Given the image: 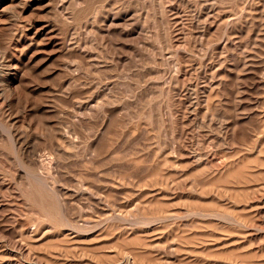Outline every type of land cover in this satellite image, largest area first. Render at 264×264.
<instances>
[{"label": "rangeland", "instance_id": "1", "mask_svg": "<svg viewBox=\"0 0 264 264\" xmlns=\"http://www.w3.org/2000/svg\"><path fill=\"white\" fill-rule=\"evenodd\" d=\"M130 1H133L134 3H133V5L128 7L129 8V10L127 12L128 14L125 17L122 16L116 20L115 25H113L111 27L112 33L108 34L107 32H102L103 34L97 33V36H96V34L94 36L93 34H91L92 31H90L89 32L90 34H86V28L83 24H81V25L79 24L78 27L73 32V37L76 38V41H80L82 44L84 43L85 40L91 41V40H95V38H96L95 41L96 42L98 41L97 43L95 42L97 44L96 45L97 47H95V49H94L95 51H93V53H90V55L94 54V55L100 57V55L102 54L101 57L103 56L102 58L98 57L100 65L97 64L98 65V67H96L97 69L95 67L94 68L92 67L94 64H93V62H91L90 56H89V54H86L84 48H82V51H84V52H81V49H80V50H78V52H75L76 55L74 54V52H72L71 53L72 55L66 54L67 57L65 58L64 56L56 54L58 57L56 56V57L51 59L48 56L50 54L49 52L51 51V53H52V50H53L52 46L49 44V40H48L50 34L45 32L44 38H47V37L48 38L43 39L42 46H35V47H33L27 51L26 62H29L28 65L29 64L30 65L28 66L27 70L24 71L25 76L23 78L22 85L20 84V86H19L18 84H16L15 87L13 86L14 93L11 96L8 95L9 97H7V95H6L3 99H1V102L4 101L1 104L3 105V108L6 111V114L7 115L9 114L7 118L10 121L16 122L18 129L19 128L22 130L24 129L23 131L26 132V133H24L22 130L19 129V132L24 133V134H22V133H20V134L23 136L25 134H27L24 137L31 135L32 138H30V136H28L30 138V140L32 139L31 140L32 142L35 141L36 144L38 145V148L40 150H43V151H40L42 154L38 152V155L40 157H41V155L43 156L41 158H45L48 156L49 157H52V156L55 157L56 153H58V154L60 153V155L58 157H57L58 154H56V157L58 159L61 156L60 160H62V161H60V160L58 161L56 159L57 163L59 165L58 164L56 165V162H55L54 165L57 167L53 166L54 168L51 171L54 170L52 172L53 177L55 175V172H56V175L58 172L61 174L60 175L58 173V176H55V179L57 178L56 181H58L59 183L62 181V183H60L61 185L58 183L59 186H64V187L68 186V189H66V187L64 188V192L66 190L71 191V190H73V188H75V187H73V183H75L77 181L79 182V180L77 178H79V179L82 178L81 180H83L84 178H86V176H89V178L95 179V181L92 183V179L90 180L87 177L86 181L90 180L91 182L89 183L88 181L87 182L84 181V183H88V185H92V184H95L96 182H98V180L101 179V177L98 176V173L99 174L102 173L101 171H103L104 168H106L107 166L106 167L104 166V168L103 167L98 168L96 166L97 165L99 166L100 162L95 161V162H97V164L96 163H94V165L91 164L92 167H90L89 164L91 162L88 164V162H89L88 156L90 155V160H91L92 157H91L90 153L92 151H95L94 153H98L99 150L101 151V150H103V148H104V150H106V148L108 149V148L112 147L113 145L116 147V152L112 150L113 152H111L110 155H115L117 153L116 156L118 158L121 157L119 159H120V163H122L123 167L122 168L120 167L119 170L122 171V174L124 176L120 173L119 174L116 173L117 171L114 170L117 165L115 166V164H110L111 166L108 165L110 170H108V167L106 168V170H107V172L111 171L110 174L111 173H113V174L111 176L107 175V177H109V176L111 178H112V176L114 177V179L113 178L111 179V181H112L111 186L116 184L115 185V187H116V186L122 184L123 179H124L123 182L124 183L126 182L128 185L125 183L127 185V186H125V184L123 183L121 185L123 188H120L119 190H116L115 188H113L114 187L113 186L112 188H110V190L108 189L107 191L103 192L102 194L107 195L109 193L108 194L109 197H110V195L113 197V195L118 196L120 194V196L113 198V199L116 198L115 199L116 201L114 200V202L118 203L117 207L119 206L118 209H116V211H115L116 213L114 212V215H117L119 213L118 214L119 216H116V220L118 218H119V220L116 221L114 218V221L109 222V224L104 223L105 226L103 225V226L99 227L102 229L95 228L92 230L94 232L97 230L95 233L94 232L92 233V231L90 230L89 233L87 232V235H85L86 231H84V232L82 231L84 234L81 232H78V233H81V234H78V233H74L75 231H73V230L66 229L65 226L61 227L60 225L62 222L59 223L55 219L51 220L49 218L51 221H53V224L57 221L56 222L57 227L54 226L56 228L51 226V225H53L51 223V221H49L51 223V225H50V223L48 222L49 219L46 220L47 224H42L45 222L44 219H47V218H42V215H43L42 211L43 210H41L42 208H40V206H38V205L42 204V201L40 204L39 203L37 204L38 208H40V210H39L40 212L37 211V212H39V215H38V213L36 212L37 206L35 207L36 209L33 206V203L35 204V202H32V200H34V198L32 197L33 195L31 197L24 198L25 195L23 194V189L20 186L22 183L11 184L13 182L12 179L17 175V172H18L17 170H19V168L16 169V166L19 167V165H17V162H13L15 160V158L13 159V155L12 156H10V155H11V153L12 154H14V153H13V151H11L10 143H8V141L6 139L5 142L7 144L1 143L3 145H0V152H2L0 154V171H1L0 173H2L3 171L7 173V174L6 173L0 174V240H2V237H6V239H8V240L6 241L5 239H3L4 241L2 240L0 242V244H1L0 246L6 244L5 247H3V246H2V248L0 247V264H31L32 262H34L32 264H35V263L36 264H264V78H262V75L264 74V65L260 67L261 63H260L259 58H255V62L252 66L253 68L252 67L248 68L249 70L248 69H246V70L241 69V70H239V72H237V71H234L233 73L229 72L228 70H225L224 66L221 64V62H223L222 56H220V55L212 56L209 52H208L209 54L208 53L206 54V51H205V49L207 50V48H205L207 45L206 41H204V40L202 41L200 38L190 37L191 33L189 32L190 30H188V25L190 24V20L193 21V31H191V32L192 33L195 32L196 36H197L198 32H201L202 26L204 27V25L201 24V23H203V22H201V21H203V19L200 18L199 16H197L198 15L197 9L199 8L200 2H201L200 3L201 6L205 4L204 6H206L207 8H210V10H211L212 18H211V16H210V18H207L209 23L208 22H207L208 24L206 23V25H207V26H205V29H207L206 32L207 33L214 32L213 30L216 26H213L214 25L213 16L215 18L216 10H214V8H213V10L211 9L212 8L210 6L211 3L208 5V3L210 2L209 0H204V1L203 0H199V1L195 0L196 3L193 0L194 1L193 2L194 8H192V9H194V10H192L190 13L191 17L188 15L189 16V22H187L188 21L187 14L181 10L182 8L179 7L178 4L173 3V2H175V0H168V2H167V0L166 1L162 0V2L164 3V6L165 7L167 6L166 7L167 9L172 8L171 10L170 9L167 10L165 8V11L163 12L164 15H163V13L160 12V9H157V7L159 8V3H158L159 0H128V1L127 0H123V1L117 0V2H118L117 4H119L118 5L119 7L117 9L118 10L121 9L122 5H120V4H122L123 2H124L125 6L129 5ZM219 1H221V0H219ZM219 1L215 0V3L219 4L220 6L219 5L218 6L221 7V5L224 4L225 0H222L223 4H221L222 1L220 3H218ZM227 1H225V3H226L225 5H227V3H228L229 6L227 5V7H226L224 5V8H227L230 11V9H232V7H233V9L235 8V10H237L238 13H240L242 11V10H240V6L242 9V6L248 3L247 0H245V1L240 0V2L242 3V4L240 3L241 5L238 4V2H239L238 0H237L238 2L236 0H232V1L227 0ZM259 1L264 3V0H259ZM126 3H127V5H126ZM170 3H173V5ZM232 3L234 6L232 5ZM196 5H198V6H196ZM231 5H232V7H230ZM237 7H239V8H237ZM117 9H116V11L118 12ZM233 9H232V11H234V13L237 14V12H235V10H233ZM176 10H178V11H176ZM210 10H208V11H210ZM181 11L183 14V16H182L183 18L181 17V13H180ZM158 12H160V13H158ZM170 13L173 15H170ZM176 13H178V15H180V16H178ZM35 14H36L35 12L31 13V11H27L25 14H23V16L24 17L27 16L26 18H30V19L33 17L34 19H31L32 22L33 23L36 22L35 24L38 25L39 27H42V26L48 24V22L44 21L46 18H47L46 21H49L48 15H47L48 17L45 16L46 18L43 15H38L39 17H41L40 18L41 20H40L39 17L37 16V14L35 17ZM131 16H133L132 19H131ZM175 16H177V18L172 19ZM259 16L254 21V23L251 25L255 29L258 28V25L260 24L261 19L263 18L262 20H264L263 15H260V13H259ZM37 17H38V19H37ZM163 17H167L168 19L165 18L163 20ZM198 18H200V19H198ZM144 19L146 21H144ZM170 19H172V20H170ZM177 19H179L180 21L178 20L179 21L178 22ZM182 19H184V20L182 21ZM161 20H162V23H161ZM185 20H186V22H184ZM147 21H149V22L147 23ZM181 21H182V23H181ZM210 21H212L211 23L213 24L212 25L213 29L208 30L207 27L210 28V26H211ZM132 22H134V23H132ZM163 22L164 23L166 22V24L164 26H161V24L163 25ZM167 22H169L170 25L169 24L167 25ZM176 22H178L177 24L180 23L181 25H178L177 27L175 26L176 29H175V27H174V29H172L173 25H175ZM199 22H201V23H199ZM107 23L110 24V22H107ZM117 23H119V27L116 26ZM172 23H173V25H172ZM215 23H217V22L215 21ZM120 24H122L123 26ZM182 24H183V27H182ZM166 25H167V27H166ZM255 25H256V27H255ZM59 26L63 32L67 33L68 29L65 28L67 26H65V27L61 26V25H59ZM124 26H126V28L128 27V30L126 28H124ZM129 26H131V27H129ZM168 26H170L171 29ZM251 26H245V25L243 26L245 28L242 31V37L240 39L242 50L246 49V50H249V52H250V51H252V49L253 50L257 49L259 51L261 49V48H259V47H261L260 46L261 43L258 42L256 44V42L254 41V38L250 39L248 37V35H249L248 32H249ZM63 27L65 28V30H63L64 29ZM166 28L167 29L169 28V30H167ZM178 28H180V29L178 30ZM123 29H125V30H123ZM163 29H164V31L166 30L164 32V34H165V36L167 34L166 40L168 37V40H167V42L169 41L168 43L166 42L165 36L162 33ZM189 29H190V25H189ZM122 30H123V32H122ZM196 30H197V32H196ZM167 31L168 32L172 31V33L170 32V34H169ZM181 31L184 33H182ZM187 31L190 34H186ZM174 33L177 34V36ZM0 34H1V32H0ZM102 35L103 36L105 35L104 36L105 38ZM169 35L171 37H169ZM180 35L184 36L183 39ZM2 36L3 35L0 36V39ZM131 36H134V37H131ZM163 36H164V38H163ZM173 36L174 37L176 36L175 39ZM186 36H189V37H186ZM177 37H178V39H176ZM4 38H5V36H3V38L0 41V43L2 44V45L0 44V49H3V47L5 46V41H4L5 39ZM101 38H102V40L103 39L104 40L102 41ZM125 38H127L128 40ZM170 38H172V39H170ZM155 39H157L156 41L158 43L155 42ZM179 39H180V41H179ZM191 39H192V41H190ZM199 40H201L205 44L201 43V41H199ZM47 41H48V43H46ZM108 41H110V42L108 43ZM170 42H172L173 46H171ZM152 43L153 44L155 43V45L157 44L156 47H159V48H156L157 49L156 50L157 56L159 53L158 58L155 56L156 54L155 55L153 54V53H155V51H151L149 49L150 44H152ZM165 43L168 44V48H169L168 51H167L168 48H166L167 44H165ZM229 44L230 43H228L226 45V47L228 46L226 49L230 48L231 46L232 47L230 49L233 48V43H231V45H229ZM177 45H179V52L181 49L185 50V51L183 50L184 52L181 50L182 52H180V54H181L180 58H183V60L184 59L193 60L196 63L198 61H200V64L202 66H200L199 64H198L199 66L197 65L200 69L196 66L198 68L197 70H194L195 73L197 71L196 74L193 73L194 71H186V72L181 71V73L179 74L177 71H175V70H177V67H176V65L174 66V63H173V65L171 63L172 67L170 65L168 68L167 65H169V64H167V62H165L166 66L163 67L164 61L169 56V53H167V52L171 51L170 50L171 48H172V51L174 49L175 52H178V49L173 48V47H177ZM180 45H181V48H180ZM170 46H171V48H170ZM182 46H185V47L182 48ZM147 47H148V49H146ZM160 48H162V50L165 48L164 53L162 52V50ZM40 49L42 52H39ZM230 49H228V50H230ZM190 50H192V52H193V53H189V55H191V57H189V55H187L188 53H186V51L190 52ZM12 51H13V49H12ZM158 51H160V52H158ZM161 52H162V54H160ZM45 53H48V54H45ZM78 53H79V55H78ZM149 53L151 56L154 55L155 59L153 57H152L153 58L152 59L150 57V55L148 56ZM183 53H185V54L183 55ZM225 54L226 53H224V55ZM160 55H164V56L166 55L164 57L165 59H162L163 56L161 57ZM205 55H208V56H205ZM245 55H246V53H244V52L241 53L242 58H244ZM30 56L34 57V58H31ZM183 56H185V57H183ZM206 57L207 58L209 57V58L207 59ZM220 57H221V59H219ZM63 58H65L69 62L74 61V62L78 63V66L79 65L81 66L77 70L80 73L78 72L79 74L77 73L78 75L74 76L76 78L69 80V78H68L69 76L66 75V73L67 74H69V73L60 71V63L63 62V60H64ZM204 58H206V59H204ZM148 59L150 60L149 61L150 63L148 62ZM156 59H157V63L155 62ZM217 59H219L220 61L219 60L217 61ZM151 60H155V61H151ZM203 60H204V64H202ZM207 61H210V63ZM151 62H155V63L151 64ZM158 62L159 63L161 62L160 65L158 64ZM212 62H215V63L213 64ZM90 63H92V64H90ZM146 63H149V64L147 65ZM219 63L223 67L221 66V68H220ZM226 64H230V61H227ZM206 65H208L207 67H209V69H206L207 68ZM211 65L213 66V68ZM100 66H101V68H100ZM158 66L161 69L157 68ZM173 66H174V69H173ZM215 66L220 68V70L218 69L219 71L217 70L218 73L215 72V70H216ZM170 68L173 70V73H175V74H176V72L178 73V74H176V76H178V77H174L176 82L179 81V84H178L179 85V87H178L179 91L174 90V92H177V93H174L172 90V89H174L173 86H175L174 85L175 81L174 80H172L173 82L168 81V80H170L169 77H171V71H170L171 69ZM168 69H169L170 73L166 72V71H168ZM201 69H204V71ZM162 71L165 73H163ZM210 71H212V72H210ZM213 71H214V76L212 74ZM249 71H252V73ZM256 71L259 73V75H260V73L262 74V75H260L261 78L259 77V75ZM155 72L161 73L162 74L161 76L164 78L167 77V79L156 78L155 77L156 75L154 76ZM219 72H222V73H219ZM255 72L257 75L255 74ZM166 73L169 75H167ZM185 73H187V74H185ZM236 73H238V74H236ZM208 74H210L209 77H208ZM216 75H218V77H216ZM78 76H79V78H78ZM152 76H154V78ZM212 77L213 78L215 77L214 78L215 80L217 78V80L215 81L214 79H212ZM220 77H222L221 80H220ZM210 78L214 82L220 81V83L223 84V85L220 84L219 87H221V88L216 87V88H213L214 89L213 90L212 87L213 86L215 87V85H213L214 84L213 81H212L213 83L210 82L211 81ZM76 79H78L77 85L74 82V80L76 81ZM156 79L158 80V82H156L157 81ZM159 80H163V81H159ZM164 80H165V86L163 87ZM69 82H70V84H69ZM159 82H160V84H159ZM167 82H169L171 84L169 85V83H167ZM1 83H3V82L0 81V93L4 89V85H2ZM188 83H190V84H188ZM209 83H211V86L209 85ZM68 84H69V86H67ZM166 84H167V87H166ZM172 84H173V86H171ZM72 85H74V86H72ZM184 85L189 86V87H192V85H193L194 95H192V96L195 98L190 96V94L188 93L189 88L185 87ZM206 85H207V87H204ZM157 86H159L158 88L160 89V91H158ZM161 86L164 89H162ZM184 87L187 89H185ZM169 88H171L172 91ZM180 90H184V91L180 92ZM218 90H220V91L218 92ZM161 91H163V92L160 93ZM167 91L170 94H172V93L176 94V95H174L175 98L173 95H171V98L169 99V100L173 101V104L171 101L168 104L169 100L167 99V97L168 96L170 97V94H168ZM236 92H238V93L236 94ZM107 93L109 95L112 94L111 97L115 98V99L113 98L114 106H115V104H117L116 98H119V99H117L118 100V104H117L118 106L116 105L115 108H112V107L111 108L107 107L108 109L106 108L107 110H106L105 114L113 111L111 114H109V116H108L109 118H107V120H103V119H105V115L102 117V115L99 116L100 114L97 115V113H95V112L94 113L96 115H94V116L92 115L93 117L92 116L90 117V115L85 114V112H87L86 111L87 106L95 105V103L100 101L101 98L104 96V94H107ZM179 93H180V96H179ZM182 93L183 94L187 93V94L182 95ZM160 94H162V95H160ZM221 94H223V95H221ZM204 95H206L207 97L205 98ZM199 96H201V97H199ZM6 98L8 100H6ZM196 98H198L200 100V102L202 101V103L198 105L197 111H194V112H197L195 114H197L198 120L200 122H202L203 125L204 124L208 125V126L210 125L212 129L210 127L209 128L207 127L209 130H211V131H209L207 128H205L206 126L197 128L198 130L194 129V131H193L194 136H193V134L190 135L189 133L186 132V130L188 131V129H189V125H188V122L186 120L183 122V119H184V115H186L184 111L187 110L188 106L192 102L196 101L195 100ZM211 98L213 99L212 102H211V100H212ZM174 99L176 101H174ZM207 99H209V101L211 102L210 104H209ZM160 101H161V103H160L161 106L158 104ZM150 102H151V106L149 104ZM180 102L183 103L184 106ZM204 102L206 104L208 103L207 106ZM119 103H120V105H119ZM162 103H164L165 105ZM170 103H171V105H170ZM148 104H149L150 108H148V106H147ZM175 104H176V106L178 105V107H176ZM203 104H205L206 107ZM211 104H212V106H211ZM48 105H51V106H48ZM152 105L154 107L156 106L155 109ZM168 105L171 107L175 106L176 108H178L179 111L174 107H172V108L168 107ZM186 105H188V106H186ZM209 105L211 107H209ZM77 107H78V109H77ZM158 107H160V108L158 109ZM162 108L163 109L165 108L164 111ZM47 109H49V110H47ZM57 109L58 110L60 109L61 111H58ZM75 109L77 110L76 112H78V111L82 112V114L78 112L79 115L83 116V114H85L83 116L84 118L82 116H78L77 113H74ZM156 109H158V111H155ZM166 109L167 110L170 109L169 111H171V113L169 111H167ZM145 110L147 113H144ZM151 110L154 113L158 112L155 115V118L157 117L158 119L156 118L155 120L150 121L151 118H149L150 117L149 115L151 114ZM160 110L162 111V113L160 112ZM165 110L167 111V113L164 114V112H166ZM172 110H174V112L176 110V112H178V114H175V113L172 114V112H173ZM107 111H109V112H107ZM122 111L124 113H121ZM148 111L150 114L148 113ZM142 112L144 113L143 115H141ZM168 112L170 113V115H168L169 114ZM125 113L128 116L125 117L124 116ZM75 114H77L75 116V117L78 116L77 118H74ZM136 114H139L140 118ZM146 114H148V115L146 116ZM160 114H164L161 117V119L159 116ZM166 114L168 116H166ZM171 114L175 117H173ZM182 114H184V115H182ZM114 115H116L115 120H114ZM14 116H16V117H14ZM86 116H87V118H86ZM97 116H98V118H97ZM165 116L166 117L172 116L173 118L172 117L168 118V119H170V121H169ZM182 116H183V118H181ZM71 117H73L74 119ZM81 117H82V119H81ZM119 117L121 119H119ZM135 117H137V119H135ZM142 117H144L145 119L141 120ZM146 117L149 118L150 122H148V119ZM63 118H65V119H63ZM66 118H70V120L73 119L74 121H70L69 119H66ZM101 118H102V120H101ZM116 118H118V120ZM126 118H128L129 120L133 119V121L135 120L134 121L135 126H132L134 124L133 121H132V123L127 124V123L131 122V120L129 121ZM176 118L179 121L176 120ZM75 119H76V121L77 120L78 121L76 122ZM163 119H164V121H163ZM171 119H172V121H171ZM39 120L40 121L42 120V122L45 121V122H43L44 126L51 127V128H47V127L45 128L48 130L50 129L49 132L46 130L44 131V129H43L44 127L41 125L42 122H41V124L38 123ZM81 120H83V121H81ZM123 120H125L126 122L128 121V122L127 123L123 122ZM159 120H161V121H159ZM173 120L174 121L176 120L177 124ZM228 120H230V122L226 123V121H228ZM66 121H67V123H66ZM102 121H106V122H102ZM114 121L115 122L118 121V122H116V124H114L115 123ZM136 121H137V123H136ZM155 121H157V124L158 123H160V124L156 125ZM101 122L104 124V126L102 125ZM110 122H112V123L110 124ZM151 122H152V124L154 123L155 125L154 124L152 125ZM162 122H164L165 125ZM165 122L167 123V125ZM168 122H171L172 125ZM185 122H186V125H185ZM53 123L54 124L57 123V125L56 124L53 125L54 127L51 126V124H53ZM64 123L65 124L69 123V125L66 126ZM108 123H109V125H108ZM149 123H150V125H149ZM161 123H162V125H161ZM63 124H64V128L67 127L66 129H68V131H70V132L72 131L71 134L73 135V137H74V133H75V136H76L75 138L78 139L77 140L78 143L76 141L75 146H76L77 150L78 149L79 150L77 151L74 145H73V147L78 152V154L76 151L74 154V152H73L74 150H72L73 148L71 149V146L69 147V145L67 147V145L64 143V141L63 142H61V140L58 141V137L55 134L56 132H58L57 126L60 127V125L62 126ZM112 124H114L115 127L117 125L118 126L121 125L122 129L119 127L115 128L114 125L111 126ZM137 124H140L141 128L140 127L138 128ZM232 124H234V126ZM40 125L43 128L40 127ZM73 125H74L75 129H73ZM100 125H101V129L103 128L102 131H104L102 133V135H104L106 133V131L108 130V128L110 127L108 131H110V130L111 131L109 133L107 131L108 134H105L104 136L109 135V137H111V136L113 137V133H115L119 129V131H117V132H119V133L121 132L120 134H123L125 132L124 134H126L128 136V138H127V136L124 137V135H121L122 137L121 136L119 137L121 139H118V140L116 139L118 142H115L116 141V140H114L115 137H113L114 139L113 138L111 139L108 136H107L108 138L107 137L105 138L104 136H102L100 134ZM126 125L127 126L131 125V126L126 127ZM169 125H170V128H169ZM173 125H175V126L177 125V127H175V126L173 127ZM181 125H185V126H187V128H185L184 126H181ZM55 126H56V128H55ZM136 126H137L138 130L141 129L139 131L140 133H141V131H143V129L145 131H143L141 134L139 132L138 133L136 132V135H138V136H136V135H135V137L132 136L133 138H135V139H133L131 137V135L135 134L133 132L136 131V129H134V128H136ZM153 126H155V127H153ZM235 126H237V127H235ZM39 127L42 128L43 130H40ZM97 127L99 129H97ZM106 127H107V129H106ZM180 127H183L186 130L181 129ZM234 127L236 129H234ZM95 128H96V130H95ZM111 128L114 130L112 131ZM123 128H124V130H123ZM127 128H128V130H127ZM175 128L176 129L178 128V129L176 130ZM129 129H130V131H129ZM213 129H215V130L213 131ZM216 129H217L219 134L217 133ZM220 129H221V133H220ZM54 130L56 131L53 133L55 136L53 134H51ZM74 130H75V132L73 133ZM97 130H99V132ZM180 130L183 132L181 133ZM195 130L197 132H195ZM41 131H43L44 134H46V133L47 134L43 135L42 134L43 132H41ZM95 131H97V133ZM164 131H165V133H164ZM168 131H169V133H168ZM175 131L177 132V134L175 133ZM215 131H216V133H215ZM77 132L81 136L80 135L77 136ZM166 132L169 135L168 134L166 135ZM171 132L176 137L174 135L172 137ZM170 133H171V137H169ZM93 134H95V136ZM186 134H187V136L185 137ZM188 134L190 136L189 140L187 138ZM48 135H49V137H51L50 139L46 138V136L48 137ZM182 135L184 136V138ZM87 136H88V139H87ZM43 137H45V138H43ZM101 137L102 138L104 137V139H106V140L102 139ZM168 137L171 140H169ZM179 137H181V139ZM192 137H194L193 139L195 141H200L204 147H208L209 144L210 143L212 144L213 142L216 143V144L215 143H213V144L218 146L217 143L218 142L222 143V141H223V143H222L223 146L219 147L220 149L217 147L220 150L217 155H215V156L213 155V156L209 157V159L207 160L209 162V164H208V162L207 163L205 162V165H204V163H203V165L202 164L199 165V167H198V165H194V166L191 165L193 167L190 166L191 167L190 168V167H188L190 165V163H188L189 161L187 160V158L186 157H180V155L182 156V154L184 153V150H183L184 148H183L182 142L184 141L185 138H187L183 142L184 146H185L186 144L189 143V141L190 142L192 141V140H190V138L192 139ZM89 138L93 139L92 140L93 143H92L91 139H89ZM99 138L101 140L106 141V142H102ZM124 138H126V139H124ZM136 138H137V140H136ZM174 139L183 140V141H181L182 145L180 144V141H179V143H177V144L181 145L180 150L178 148L176 149V146L179 147V145L174 143V141L177 142ZM38 140H39V142H38ZM55 140H57L58 142H61V143H59L60 145L57 146L58 148L56 147L58 142ZM88 140H90L91 142ZM187 140H188V142H187ZM111 141H112V143H111ZM125 141L127 143L126 145H125ZM129 141H130V143H129ZM137 141H140L139 146H136V145H138ZM164 141H167L166 142L167 145H165L166 143ZM40 142H42V143L40 144ZM87 142H90V145H88L89 143H87ZM113 142L117 143L119 146L117 147V144L115 145V144H113ZM160 142H161V145H160ZM170 142H171V144L174 143L173 145L175 147L174 146L170 147V145H168ZM185 142H187V143H185ZM43 143L44 144L47 143V144L42 146ZM48 143L51 144L52 146L50 147V145ZM157 143H159V145L162 147L164 146L167 151L165 150V148L163 150V148H161V147H160V149H157L158 148V147H156ZM162 143L164 145H162ZM220 143H219V146H220ZM61 144L64 147L66 145V147H65L66 150H65V148L61 149V147H62ZM83 144H85V145H83ZM105 144H106V146L108 145L109 147L108 146L107 147L105 146L106 148L103 147V145H105ZM129 144H130L131 148L129 147ZM54 145L56 148L53 147ZM80 145H83V146H80ZM86 145H87L89 150L86 149ZM92 145H93V147H92ZM141 145H145V146H141ZM127 146L129 148V150H128ZM41 147L44 149H42ZM95 147H99L100 149L99 148L96 149ZM121 147H123V148L125 147L124 150ZM139 147H141L142 151L139 149ZM142 147H145V148L151 147L152 149L148 150V148H147L148 151L146 149H144V151L146 150L145 154H148V155H143L144 151H143ZM172 147H173V150L176 149L177 152L174 150L176 153L174 151L172 153ZM212 147L213 146H211V149H212ZM6 148H10L11 153H7L9 150H7ZM53 148H55L56 150ZM181 148H183V149H181ZM69 149H71L70 151L73 153L69 152ZM121 149H122V151H121ZM130 149H131V153H130ZM132 149H133V151H132ZM138 149H139V151H138ZM127 150L129 153V154L126 153V154H128V157H127V155H124V156L127 157L128 159H129V157L130 158L132 157V158H131V161H130V159L128 160L127 158H125V160H126V162H125V160L123 161L121 159H124V157H122V155H123V153L125 154V151L127 152ZM156 150H158V151L156 152ZM135 151H137L138 153ZM159 151H161V154ZM141 152H143V154ZM150 152H151V154H150ZM43 153L46 155L44 156ZM81 153H83L81 155L82 157L79 155ZM118 153H120V156H118ZM133 153H135V154L137 153V154L135 155ZM154 153H157V154H155V157L154 156L150 157V156L154 155ZM178 153H180V155ZM69 154H72V155H69ZM76 154H77V156H76ZM139 154H140V156H139ZM163 154L168 155L167 156L168 160H169L168 162H166L167 159L164 158L166 156H164ZM172 154H174L175 157H177V158H175L174 155L171 157L170 155H172ZM177 154H178V156H177ZM64 155H66V157H68L67 161H66V159H65L66 157ZM78 155L82 158V160H79L80 158L78 157ZM156 155H159V157H161V158L159 159V157L158 156L156 157ZM116 156H114V157H116ZM137 156H139L138 158H140V157L141 158L138 160ZM146 156H148V158ZM144 157H146V158H144ZM149 157L151 158V160H155V161L158 158L157 162H155V161L150 162L152 164L155 163V167H154V164L152 165V164L148 163L149 159H150ZM169 157H171L172 159H170ZM69 158L70 159L72 158V160L70 161ZM77 158H79V159L77 160ZM134 158H137V160H138V161H136V163L133 160ZM180 158H181V160H180ZM63 159H64V161H63ZM83 159L86 160V162H85V163H87L86 167L84 166L85 163L83 162L84 161ZM146 159H148V160H146ZM163 159H165L166 161H164ZM174 159H176V160L178 159L177 161L175 160L176 163H174ZM76 160L78 163L76 162ZM145 160H146V162L148 161L147 162L148 165H152V169L150 166H147L145 162L141 163V165L143 164L142 167H144V168L145 167H147V169L150 168L149 171H151V172H149V171L145 172L146 168H145V170H143L144 168H142V167L139 170L141 165H140V163L138 164V162H142ZM5 161H7V162H5ZM80 161H81V164L82 163L84 164V165L82 164L83 166L79 163ZM161 161H163V162L161 163ZM165 162L167 163L166 165H168V166L165 165L166 167L163 164ZM133 163H135V164H133ZM157 163H158V165H157ZM95 164H96V166H95ZM132 164L135 166H133ZM136 164L139 166V168ZM144 164H145V166H144ZM161 164H163V165H161ZM174 164H176L177 168L174 166ZM14 165H16V166H14ZM60 165H61V168L59 167ZM172 165L175 168H173ZM78 166H79V168H78ZM159 166H164L165 168L164 167L159 168ZM84 167L86 168V172H88V173L90 172V174H91V172L94 171L93 172L94 174H91L92 176L94 175V177H92V176L90 177V174H88V173L86 174V172L84 171L85 170ZM88 167L91 168L92 171ZM131 167H133V170L137 169L135 171L136 172L138 171L137 173L139 174V176H138V174H135L136 172H134ZM168 167H170V168H168ZM4 168H7V170H4ZM80 168L84 169V170H81ZM87 168L89 169V171ZM96 169H97V171H96ZM154 169H156L157 171H155ZM98 170H100V171L98 172ZM112 170L114 172H112ZM131 170H132V172H131ZM80 171H82V173ZM83 171L85 172L84 175H82ZM69 172L71 174H69ZM144 172L148 176L151 174L149 177L153 181H154V179H156L155 177H157L156 180L159 179L158 183H156V180L154 181L155 183H152L153 181L150 183V180H148V176L146 175V177H145ZM153 172L155 173V175H152V174H154ZM11 173H12V176H13V174H14V176H13V178H12V176L10 177V178H12L11 179L12 182H8L10 180V178L7 179V177L9 174L11 175ZM131 173H132V176H131ZM142 173L144 174L143 175L144 178H142V177L140 178V176H142L141 175ZM5 174H6V176H5ZM105 174H108V173H105ZM116 174L120 177L119 178L120 180H121L122 176L124 177L119 184H117V182L120 180L118 178H115V176H114ZM75 175H76V178L73 179V177ZM78 175L81 177H79ZM118 176H116V177H118ZM133 176H134V179H136V181L133 179ZM136 176L139 177L140 181L137 179ZM161 177H162V179H161ZM5 178L7 179L6 181H5ZM145 178L149 181V183H146L147 180ZM59 179H60V181H59ZM117 179H118V181L116 182ZM142 179H145V180L142 181ZM163 179H165L166 182ZM132 181H133V183H132ZM144 181H145V183H141ZM65 182L68 185H66ZM78 182H77V184H78ZM193 182H195V183H193ZM98 183H96V184H98ZM70 184H72L71 186L73 188L70 186ZM9 185H10V187H9ZM192 185L194 188L192 187ZM19 186L22 189V190L19 189V191H22V192H20L21 194H23L22 196L19 194V191H16V189L18 190V188H20ZM129 186H131L130 187L131 189L128 188ZM69 187H70V189H69ZM124 187H126L128 189H126ZM9 188H10V191L14 190L15 192L13 191L14 193L12 192V194H10L11 192L8 191ZM111 191L113 194H110ZM115 191H116V193H119V194L115 195L116 194ZM7 192H9V194H7ZM16 192H18V193L16 194ZM137 193L139 196H136ZM14 194H16V195H14ZM70 194L71 193H67V195L69 196V197H67V199L69 198V200H72V199H70L72 194L71 195ZM124 194H126V197H124L125 196ZM9 195H12L11 200L7 197ZM122 195H123V197H122ZM13 196H14V198H13ZM15 196L22 197L21 198L22 200L20 198H17V197L15 198ZM45 197H48V196L46 195ZM49 197H48V199H52ZM65 197H66V193H65L64 198ZM106 197H108V196H106ZM120 197H122V198H120ZM127 197L128 198L130 197V199L131 198L132 199L130 200ZM35 198H37V197H35ZM84 198H86V197H84ZM125 198H127L126 201H124ZM18 199H20L21 201ZM25 199H26V201L27 200L28 201L26 202ZM29 199L30 200L32 199L31 200L32 205H30L31 202ZM113 199L111 198L112 201H113ZM119 200H121V201H119ZM128 200H129V202H128ZM84 201H85V199L82 200V202H84ZM77 203H79V202H76L75 204H77ZM190 205H192V206L189 207ZM193 205H194V207L197 206L195 208V210L196 209L198 210V208H199V210L200 209L204 210L205 208H208L207 210H209V209L215 210L216 209L217 211H219L221 213L225 212L226 215L227 214L228 215L229 214L234 215L232 218L233 219H234V217H235V219L237 218L236 219L237 221L235 220L236 224L240 219L241 220L239 222H241V221H243V222L240 224L238 222V227H237V225H235V223L233 225V223H231V222H227V221L222 222L221 220H218V219L213 218V217L204 218V219H206V221H205L204 219H202L203 217L193 216L196 219V221H195V219L192 217L193 214L189 215L192 218L189 217L190 219L188 218V220H187L186 218L188 216L185 215V211H187L188 213L190 211V213H191L192 212L191 210H193V208H194ZM75 206H74V204L72 206H70V205L67 206V209H69V211H70L69 212L70 214L68 213V216L73 215L72 217H74V216L76 217L79 215L78 214L79 211H77L78 205H75ZM123 206H124V208H123ZM27 207H29L30 209ZM125 207H127V208L125 209ZM147 207H149L150 209L148 210ZM160 207H163V208L160 209ZM72 208H73V211L76 210V212L72 213L71 212ZM132 208L135 209V212H134L135 215H133L134 217L137 215L136 214L137 211L141 212L142 216L145 215V214L143 215V213H146L147 217H150L151 216L150 214H152V213L153 214L155 213V216H156L158 211L159 212L162 211L161 213L163 215L166 212L167 213L165 215H168V212H172L173 215L175 213V215L177 214L178 216H181V217H184V215H185L186 217H185V219L183 218L184 220L181 219V217H178L179 221L177 219H173L172 222H171V220H170V222L169 221H162L161 222L160 220H158L156 222L157 224L153 223L156 225L150 224V225H148V227H146V226L143 227L144 224H142L143 226L141 224H140L141 226L139 224H134L133 226H132V224H130L128 226L129 223H126V224L124 223L125 225L124 224L122 225V223L124 221L121 223L120 217L123 214H124L123 216L126 217L125 212L130 210L129 214H128V212L126 213L127 214L126 218L130 219L132 216L129 218H128V216L131 214V211L133 210ZM145 208L147 210H144ZM190 208H191V210H190ZM34 209H35L34 212L31 211ZM119 209L122 210L121 214L119 212L120 211ZM124 209L126 210L125 212H123ZM156 209H160V210H157V213H156ZM29 210L31 213L33 212L34 215H31V213H29ZM195 210H193V212H195ZM35 212L37 215H35ZM147 213H150V214H147ZM161 213H159L160 216H161ZM86 214L83 213V215H82L83 218L89 217L88 219L90 220V217L92 216L91 221H93V219H96V218H97V220L100 219V218H98L99 214L97 217V213H95V218H94L93 214L90 215L87 212H86ZM159 214L157 215V217H154V215H153V216H151V218L152 219L158 218ZM40 215H41V217H40ZM88 215H90V216H88ZM148 215H150V216H148ZM29 216H35V217L38 216V218L35 219L34 217L31 218ZM137 216L142 217L139 215H137ZM146 216H144V217L146 218ZM29 218L35 219L34 221L31 222L32 227L30 226L31 224L29 223V221H31V219L29 220ZM132 219H133V217H132ZM197 219H199V220H197ZM210 219H212V220H210ZM39 220H41L42 225H40V222H37ZM207 221H209V222L207 223ZM116 222H119L120 224L119 223L116 224ZM217 222H219V223H217ZM226 222L228 223L227 225H226ZM34 223H35V225H38V226L34 227V225H33ZM56 223L54 225H56ZM58 223H59V225H58ZM170 223H172V224H170ZM230 223L232 225H229ZM112 224H113V226L115 225V227L111 226ZM39 225H40V227H39ZM45 225H47V226H45ZM135 225H139V226H135ZM171 225H172V227H171ZM240 225L244 226V230L239 229V227H241ZM108 226L111 227L112 229L109 228ZM232 226H234V228H232ZM248 226H249V228L245 229V227L247 228ZM210 227H212V228H210ZM52 228H53V231L51 230ZM62 228L63 229L65 228V229L63 230ZM108 228H109V230H108ZM235 229H237V230H235ZM172 231H173V233H172ZM168 233H169V235H167ZM9 243H10V245H8ZM11 245L12 246L14 245V247L12 248ZM15 248L20 250L23 253L21 254L20 251H15ZM20 248H22V249H20ZM169 249H170V251H169ZM164 250H165V253H164ZM171 251H173V252H171ZM18 252H20V253H18ZM169 253H172V254L169 255ZM21 255H23L22 259H21ZM18 256H20V257H18ZM26 256L28 258L31 257L32 260H31V258H29V259L32 262H30ZM24 257H26L27 259H24ZM25 261L26 262L29 261V263H26Z\"/></svg>", "mask_w": 264, "mask_h": 264}, {"label": "bare ground", "instance_id": "2", "mask_svg": "<svg viewBox=\"0 0 264 264\" xmlns=\"http://www.w3.org/2000/svg\"><path fill=\"white\" fill-rule=\"evenodd\" d=\"M119 1V0H118ZM123 1V0H122ZM128 1V0H127ZM166 1V0H165ZM195 1V0H194ZM193 0H175V2H173V3H176V4H178V6L179 7H181L182 9V11L183 12H185L186 14H187V19H188V21L187 22H189V16L191 15L190 13H191V11L192 10H194V9H192V8H194V2ZM199 1V0H198ZM204 1V0H203ZM210 1V2H209ZM208 2V5L210 4V6L212 7L211 9L213 10V8H214V10H216V13H215V18H214V16H213V19H214V25L211 23L212 21H210V24H211V26H210V28L209 27H207L208 28V30H210V29H213L212 27L213 26H216L215 28H214V32H212V33H207L206 32V30L207 29H205V26H207L206 25V23L208 22V19L207 18H210V16H211V10H210V8H207L206 6H204V5H202L201 6V2L199 3V8L197 9L198 10V15L197 16H199L200 18H202L203 19V21H201V22H203V23H201V22H199V23H201V24H203L204 25V27L202 26V29H201V32H198L197 33V36L195 35V32H191V31H193V21L192 20H190V29H189V25H188V30H190L189 32L192 34H190V33H188V31H187V33L186 34H190V37H196V38H200L202 41L204 40V41H206V47L205 48H207V50L205 49V51H206V54L209 52L212 56H215V55H220V56H222V61L223 62H221V64L224 66V69L225 70H228L229 72H234V71H237V72H239V70H243V69H248V68H251L252 66H253V64H254V62H255V58H259V60H260V63H261V65H260V67L261 66H263L264 65V20H262L261 19V22H260V24L258 25V28L257 29H255L254 27H252L251 25L254 23V21L258 18V16H259V13H260V15H263L264 16V3L263 2H261V1H259V0H247V4H245V5H243L242 6V9H241V6H240V10H242L240 13H238L237 12V10H235V8L233 9V7H232V5H233V3H232V5L230 6V7H232V9L233 10H235V12H237V14H235L234 13V11H232V9H230V11H229V9H227V8H224V5L226 4L225 3V1H227V0H225L224 1V4H223V1L221 2V1H219L218 3H220L221 2V4H223V5H221V7H219L220 5L219 4H216L215 3V0H209ZM217 1V0H216ZM229 1H232V0H229ZM237 1V0H236ZM235 1V2H236ZM239 1V2H238ZM237 2H238V4L239 5H241L242 3L240 2V0H238ZM242 1V0H241ZM245 1V0H244ZM167 2H168V0H167ZM228 2V1H227ZM234 2V3H235ZM118 2H117V0H0V32H1V34H0V36L1 35H3V36H5V46L3 47V49H0V81H2L3 83H1L2 85H4V89L2 90V92L0 93V145H3L4 143L5 144H7L5 141H6V139H7V141H8V143H10V147H11V151H13V153L14 154H12L11 152H10V148H6L7 150H9L7 153H11V155L10 156H12L13 155V159L15 158V160L13 161V162H17V165H19V167H17L16 165H14V166H16V169H18L19 168V170H17L18 172H17V175L13 178V176H14V174H13V176H12V173H11V175L9 174L8 175V177H7V179L8 178H10L11 176H12V178H10V180L8 181V182H12L11 184H18V183H22L20 186L22 187V189H23V194L25 195V197L24 198H28V197H31L32 195V197L34 198V200H32V202H35V204L33 203V206H34V208L37 206V204L39 203H41V201H42V204H40V205H38V206H40V208H42L41 210H43L42 211V213H43V215H42V218H47V219H44L45 220V222L44 223H42V224H47V221L46 220H48L49 218L51 219V220H57L59 223L60 222H62L61 223V227H63V226H65V228L66 229H70V230H73V231H75L74 233H78V232H81V233H83L84 231H86L85 232V235H87V232L89 233L90 232V230L92 231L93 229H95V228H98V229H102V228H99V227H101V226H103L104 225V223H108L109 224V222H112V221H114V218H115V220H116V216H119L118 214L117 215H114V212L116 211V209H118V207H117V204L118 203H116V202H114V200L116 199H113L114 197H118V196H120V194L119 193H116V191H115V195H117V194H119L118 196H114L113 195V197L110 195V197L113 199V201L111 200V198L109 197V193L106 195V194H102L103 192H105V191H107L108 189L110 190V188H112L113 186V188H115L116 190H119L120 188H123L121 185L124 183L123 181H124V175L122 174V171L121 170H119V168L121 167H123L122 166V163H120V159L119 158H121V157H117L116 155H117V153L115 154V155H110V153L111 152H113V151H115L116 152V147L113 145V144H117V143H114L113 142V146L112 147H110V148H106L107 146H106V144L108 143H106L105 145H103V147H105L106 148V150H104V148H103V150H99V152L98 153H94L95 151H92L90 154H91V160H90V155L88 156L89 157V162H88V164L90 165V167H92L91 166V164L92 165H94V163H96L97 164V162H95V161H99L100 163H99V166L97 165L96 166V164H95V166L96 167H103L104 168V166L106 167H108V170H110L109 169V166L108 165H110V164H115V171H117L116 173H120V174H122L123 176L121 177V180L119 179L120 177L116 174V175H114L115 176V178H118L120 181H118V179L116 180V182H117V184H119L121 181H122V179H123V181H122V184H120V185H118V186H116L115 187V185H113V186H111V179L113 178L114 179V177L112 176V178L110 177L113 173H111L110 174V172L108 171L107 172V170H106V168H104V170L103 171H101L102 173H98L100 170H98V176H100L101 177V179H99L98 180V182H96V183H98V184H92V185H88V183H84V181L85 182H87L86 181V178L88 177V179H92V178H89V176H86V178H84L83 176V180H81V179H79V178H77L78 180H79V182H78V184H77V182H75V183H73V187H75V188H73L71 185L72 184H70V186L73 188V190H66L65 192H64V188L66 187H64V186H59V184L60 183H62V181L59 183L58 181H56V179H55V176H58V173H57V175H56V172H55V175H54V177L52 176V172L54 171H51L54 167H57V166H55L54 164H55V162H56V165L58 164L57 163V160L59 161L60 160V158H61V156H60V158H58L57 159V157L60 155V153L58 154V153H56V154H58L57 155V157H56V154H55V157H49L48 155V157H45V158H41V157H43L41 154V152L40 151H43V150H40L39 148H38V145L36 144V142L34 141V142H32L31 140H30V138H32L31 137V135H28V136H30V138L27 136V137H24V136H26L27 134H25L24 136L23 135H21L20 133H22V134H24V133H26V132H24L22 129H20V130H22L23 132H19V129H18V126H17V123L16 122H13V121H10L7 117H8V115L6 114V111L4 110V108H3V105L1 104V103H3V102H1V99H3L6 95H7V97H9V96H11L13 93H14V88H13V86L15 87V85L16 84H18L19 86H20V84L22 85V83H23V78H24V71H26L27 70V68H28V66L30 65H28V63L29 62H26V59H27V51L28 50H30L31 48H33V47H35V46H42V41H43V39H47V38H44V34H45V32H47L48 34H50V36H49V38H48V40H49V44L52 46V53H51V51L49 52L50 54L48 55L51 59L52 58H54V57H56L57 55H61V56H64L65 58L67 57V55L66 54H71L72 52H74V54H75V52H78V50H80L81 49V52H84V51H82V48H84L85 49V52H86V54H89V56H90V60H91V62H93V64L95 65H91L93 68L95 67H98V65H100V62H99V59H98V57L99 56H96V55H94V54H91L90 55V53H93V51H95L94 49H95V47H97L96 45V43L98 42H96L95 40H96V38H95V40H91V41H89V40H85L84 41V43L82 44L80 41H76V38H74L73 37V32H74V30L78 27V25L80 24H83L84 26H85V28H86V34H90L89 32L90 31H92L91 32V34H93L94 36H95V34H96V36H97V33H100V34H103L102 32H107L108 34L109 33H112L111 32V27L113 26V25H115V22H116V20L119 18V17H122V16H126L128 13V10H129V6H131V5H133V1H130L129 2V5H127V3H126V5L127 6H125L124 5V2L122 3V4H120V5H122L121 6V9L120 10H118L117 8L119 7L118 5L119 4H117ZM159 8L157 7V9H160V12L161 13H163L164 11H165V8L167 7H165L164 6V3L162 2V0H159ZM173 3H170V4H172L173 5ZM195 3H196V1H195ZM197 3V4H198ZM229 3V2H228ZM228 3H227V5H228ZM241 3V4H240ZM207 4V3H206ZM230 4V3H229ZM136 5V4H135ZM219 5V6H218ZM227 5H225L226 7H227ZM171 6V5H170ZM177 6V7H178ZM196 6H198V5H196ZM195 6V7H196ZM204 6V7H203ZM218 6V7H217ZM229 6V5H228ZM234 6V5H233ZM175 7V6H174ZM206 7V8H205ZM236 7V6H235ZM237 8H239V7H237ZM236 8V9H237ZM116 9L118 10V12L116 11ZM167 9V8H166ZM168 9H170V8H168ZM167 9V10H168ZM172 9V8H171ZM170 9V10H171ZM177 9V8H176ZM196 9V8H195ZM148 10V9H147ZM169 10V11H170ZM208 10H210V11H208ZM27 11H31V13L32 12H35L36 14H37V16L38 15H43L44 17L45 16H47L48 18H49V21H46L47 20V18L45 19L43 16V18L45 19L44 21L45 22H48V24H46V25H44V26H42V27H39L38 25H36L35 23L36 22H32V20L31 19H34L33 17L30 19V18H26V17H24L23 16V14H25ZM176 11H178V10H176ZM182 11L180 12L181 13V17L183 16V14H182ZM25 12V13H24ZM160 12H158V13H160ZM174 12V11H173ZM175 13V12H174ZM197 13V12H196ZM36 14H35V17H36ZM177 15H178V13H176ZM133 15V14H132ZM163 15H164V13H163ZM170 15H173V14H171L170 13ZM189 15V16H188ZM160 16V15H159ZM178 16H180V15H178ZM39 17V16H38ZM38 17H37V19H38ZM132 17L133 16H131V19H132ZM162 17V16H161ZM168 17V16H167ZM167 17H163V20L165 19V18H167ZM180 17V18H181ZM185 17V16H184ZM191 17V16H190ZM260 17V16H259ZM41 17H39V19H40ZM130 18V17H129ZM135 18V17H134ZM147 18V17H146ZM172 18V17H171ZM174 18H177V16H175V17H173L172 19H174ZM183 18V17H182ZM200 18H198V19H200ZM211 18H212V16H211ZM261 18V17H260ZM136 19V18H135ZM168 19V18H167ZM172 19H170V20H172ZM186 19V18H185ZM36 20V19H35ZM34 20V21H35ZM41 20V19H40ZM123 20V19H122ZM141 20V19H140ZM148 20V19H147ZM160 20V19H159ZM179 19H177V21H178ZM184 19H182V21H183ZM38 21V20H37ZM139 21V20H138ZM144 21H146L145 19H144ZM167 21V20H166ZM180 21V20H179ZM178 21V22H179ZM182 21H181V23H182ZM215 21L217 22V23H215ZM107 22H110V24H108ZM149 21H147V23H148ZM178 22H176V24L175 25H173V23H172V25H173V28L172 29H174V27L176 26H178V25H181L180 23L179 24H177ZM184 22H186V20L184 21ZM132 23H134V22H132ZM144 23V22H143ZM161 23H162V20H161ZM175 23V22H174ZM209 23V22H208ZM207 23V24H208ZM61 25V26H67V27H65V28H67L68 30H67V33H65V32H63L62 31V29H60V26L59 25ZM106 24V25H105ZM166 24V22L164 23L163 22V25L161 24V26H164ZM169 24V22H167V25ZM200 24V25H201ZM209 24V25H210ZM120 25H122V24H120ZM145 25V24H144ZM167 25H166V27H167ZM170 25V24H169ZM171 25V26H172ZM213 25V26H212ZM251 26L250 27V30H249V35H248V37L250 38V39H253L254 38V41L256 42V44L258 43V42H260L261 44H260V46L261 47H259V48H261L259 51L257 50V49H255V50H253L252 49V51H250L249 52V50H246V49H244V50H242V46H241V42H240V39H241V37H242V31H243V29L245 28V27H243V26ZM116 26H118L119 27V23H117V25ZM115 26V27H116ZM123 26V25H122ZM63 27V28H64ZM129 27H131V26H129ZM169 28H170V26H168ZM176 27H175V29H176ZM182 27H183V24H182ZM181 27V28H182ZM195 27V26H194ZM255 27H256V25H255ZM65 28L63 29V30H65ZM117 28V27H116ZM124 28H126V26H124ZM169 28L167 29V30H169ZM200 28V27H199ZM105 29V30H104ZM127 30H128V27L126 28ZM171 29V28H170ZM180 28H178V30H179ZM123 30H125V29H123ZM123 30H122V32H123ZM126 30V31H127ZM130 30V29H129ZM199 30V29H198ZM34 31V32H33ZM166 31V30H165ZM164 29H163V34H164ZM173 31V30H172ZM172 31H170L171 33H172ZM168 32V31H167ZM170 32H168L169 34H170ZM175 32V31H174ZM182 32V31H181ZM196 32H197V30H196ZM106 33V34H107ZM182 33H184V32H182ZM115 34V33H114ZM175 34V33H174ZM180 34V33H179ZM79 35V34H78ZM121 35V34H120ZM176 36H177V34H175ZM182 35V34H181ZM180 35V36H181ZM185 35V34H184ZM3 36L1 37V39L3 38ZM34 36V37H33ZM47 36V35H46ZM93 36V37H94ZM100 36V35H99ZM103 36V35H102ZM105 36V35H104ZM103 36V37H104ZM164 36H165V34H164ZM164 36H163V38H164ZM166 36H167V34H166ZM166 36H165V40H166ZM175 36V37H176ZM131 37H134V36H131ZM169 37H171L170 35H169ZM174 37V36H173ZM175 37H174V39H175ZM182 37V39H183V37L184 36H181ZM186 37H189V36H186ZM105 38V37H104ZM109 38V37H108ZM180 38V37H179ZM1 39H0V41H1ZM110 39V38H109ZM125 39H127V38H125ZM170 39H172V38H170ZM176 39H178V37L176 38ZM193 39V38H192ZM192 39L190 40V41H192ZM101 40H102V38H101ZM104 40V39H103ZM102 40V41H103ZM108 40V39H107ZM111 40V39H110ZM128 40V39H127ZM157 39H155V42H157L156 41ZM164 40V41H165ZM167 40H168V37H167ZM167 40H166V42H167ZM201 40H199V41H201ZM131 41V40H130ZM154 41V40H153ZM178 41V40H177ZM179 41H180V39H179ZM194 41V40H193ZM201 41V43H204V42H202ZM226 41V42H225ZM232 41V42H231ZM96 42V43H95ZM110 41H108V43H109ZM152 42V41H151ZM150 42V43H151ZM169 42V41H168ZM167 42V43H168ZM240 42V43H239ZM46 43H48V41L46 42ZM158 43V42H157ZM167 43H165V44H167ZM171 43V46H173L172 45V42H170ZM228 43H230L229 45H231V43H233V48L232 49H230V48H228V49H230V50H228V49H226L227 47H226V45L228 44ZM1 44V43H0ZM44 44V43H43ZM94 44V45H93ZM99 44V43H98ZM205 44V43H204ZM2 45V44H1ZM149 45V44H148ZM157 45V44H156ZM156 45H155V43L153 44H150V50L151 51H155V53H153L157 58L159 57V53H158V56H157V49L156 48H159V47H156ZM107 46V45H106ZM128 46V45H127ZM147 46V45H146ZM171 46H170V48H171ZM94 47V48H93ZM149 47V46H148ZM148 47L146 48V49H148ZM178 47V48H177ZM177 47H173V48H176V49H178V52H175L174 51V49H173V51H172V48L170 49L171 51H169V52H167V53H169V56H168V58H166V60L164 61V65H163V67L164 66H166V64H165V62H167V64H169V65H167L168 66V68H169V66L171 65V63H172V65H173V63H174V66L176 65V67H177V70H175V71H177L179 74L181 73V71H194V70H197L199 67V65L200 66H202L201 64H200V61H198L197 63L196 62H194L193 60H186V59H184L183 60V58H180V52H182L184 49H181L180 50V52H179V45H177ZM185 46H182V48H184ZM166 48H168V44H167V46H166ZM180 48H181V45H180ZM12 49H13V51H12ZM145 49V48H144ZM145 49V50H146ZM161 50H162V48H160ZM159 49V50H160ZM165 49V48H164ZM164 49L162 50V52L164 53ZM175 49V50H176ZM187 49V48H186ZM50 50V49H49ZM97 50V49H96ZM169 50V48L167 49V51ZM257 50V51H256ZM38 51V50H37ZM147 51V50H146ZM150 51V52H151ZM185 51V50H184ZM183 51V52H184ZM39 52H42L41 51V49L39 50ZM149 52V51H148ZM158 52H160V51H158ZM162 52L160 53V54H162ZM246 53V55H245V57L244 58H242L241 57V53ZM29 53V52H28ZM80 53V52H79ZM79 53H78V55H79ZM166 53V54H167ZM186 53H188L187 55H189V53H193L192 52V50H190V52H188V51H186ZM208 53V54H209ZM224 53H226L225 55H224ZM258 53V54H257ZM43 54V53H42ZM45 54H48V53H45ZM57 54V55H56ZM83 54V53H82ZM85 54V55H86ZM109 54V53H108ZM152 54V53H151ZM185 53H183V55H184ZM72 55V54H71ZM76 55V54H75ZM102 55V54H101ZM101 55H100V57L99 58H102L101 57ZM150 55V53L148 54V56ZM154 55H150V57L152 58H154L155 56ZM186 55V56H187ZM87 56V55H86ZM88 56V57H89ZM161 57L163 56V58L162 59H165L164 57L166 56H164V55H160ZM205 56H208V55H205ZM31 57V56H30ZM48 57V58H49ZM58 57V56H57ZM118 57V56H117ZM182 57V56H181ZM183 57H185V56H183ZM189 57H191V55H189ZM31 58H34V57H31ZM65 58H63L64 60H63V62H61L60 63V71L61 72H68L69 74H67L66 73V75L67 76H69L68 78H69V80H71V79H73V78H76V77H74L75 75H78L80 72L79 71H77L78 70V68L79 67H81L80 65L78 66V63H76V62H74V61H72V62H69L68 60H66ZM149 58V57H148ZM152 58V59H153ZM207 58V57H206ZM206 58H204V59H206ZM209 58V57H208ZM207 58V59H208ZM150 59V58H149ZM148 59V62L150 61ZM155 59V58H154ZM215 59V58H214ZM213 59V60H214ZM219 59H221V57L219 58ZM219 59H217V61L219 60ZM32 60V59H31ZM211 60V59H210ZM29 61V60H28ZM113 61V60H112ZM118 61V60H117ZM151 61H155V60H151ZM215 61V60H214ZM220 61V60H219ZM227 61H230V64H226V62ZM108 62V61H107ZM119 62V61H118ZM156 63H157V59H156V61H155ZM155 62H151V64L152 63H155ZM163 62V61H162ZM202 62V61H201ZM207 62H209L210 63V61H207ZM150 63V62H149ZM149 63H146L147 65L149 64ZM161 63V62H160ZM160 63L158 62V64L160 65ZM208 63V64H209ZM213 64L215 63V62H212ZM225 63V64H224ZM90 64H92V63H90ZM98 64V65H97ZM157 64V65H158ZM199 64V65H198ZM202 64H204V60H203V62H202ZM217 64V63H216ZM215 64V65H216ZM220 64V63H219ZM220 64V68H221V65ZM103 65V64H102ZM101 65V66H102ZM172 65H171V67H172ZM198 65V66H197ZM101 66H100V68H101ZM174 66H173V69H174ZM198 68H197V67ZM208 65H206V67H207ZM212 66V65H211ZM210 66V67H211ZM219 66V65H218ZM222 66V67H223ZM255 66V65H254ZM162 67V68H163ZM205 67V66H204ZM216 67V66H215ZM157 68H160L159 66L157 67ZM167 68V67H166ZM202 68V67H201ZM212 68H213V66H212ZM220 68H218V67H216V70H215V72H217L218 73V71L220 70ZM253 68V67H252ZM258 68V67H257ZM97 69V68H96ZM99 69V68H98ZM161 69V68H160ZM164 69V68H163ZM171 69V68H170ZM200 69V68H199ZM206 69H209V67H207ZM219 69V70H218ZM154 70V69H153ZM152 70V71H153ZM158 70V69H157ZM167 70V69H166ZM201 70H203L204 71V69H201ZM200 70V71H201ZM218 70V71H217ZM249 70V69H248ZM251 70V69H250ZM151 71V72H152ZM171 71V77H169L170 78V80H168L169 82H173L172 80H174L175 82V86H173V84L171 85V86H173V88L174 89H172L173 90V92H174V90H177V91H179V89H178V87H179V81L178 82H176V80L174 79V77H178V76H176V74H178L177 72H176V74L175 73H173V70L171 69L170 70ZM170 71H169V69H168V71H166V72H169L170 73ZM202 71V72H203ZM206 71V70H205ZM79 72V73H78ZM161 72V71H160ZM163 72V71H162ZM199 72V71H198ZM210 72H212V71H210ZM209 72V73H210ZM249 72H251L252 73V71H249ZM257 72V71H256ZM256 72H255V74H256ZM78 73V74H77ZM163 73H165V72H163ZM191 73V72H190ZM193 73H195V71L193 72ZM196 73H197V71H196ZM195 73V74H196ZM219 73H222V72H219ZM258 73V72H257ZM263 73V72H262ZM153 74V73H152ZM167 74V73H166ZM185 74H187V73H185ZM184 74V75H185ZM213 76H214V71H213ZM236 74H238V73H236ZM156 75V76H155ZM162 74L161 73H158V72H155L154 73V76L156 77V78H158V79H160V78H164V77H162L161 76ZM167 75H169V74H167ZM221 75V74H220ZM232 75V74H231ZM257 75V74H256ZM258 75H259V73H258ZM260 75H262L261 73H260ZM259 75V77L261 78V76ZM264 75V74H263ZM262 75V78H264V76ZM154 76H152L153 78H154ZM164 76V75H163ZM186 76V75H185ZM205 76V75H204ZM207 76V75H206ZM210 76V74H208V77ZM237 76V75H236ZM216 77H218V75H216ZM78 78H79V76H78ZM168 78V79H169ZM215 78V77H214ZM213 77H212V79H214ZM221 78L222 77H220V80H221ZM164 79H167V77H165ZM219 79V78H218ZM77 80L78 79H76V81L74 80V82L76 83V85H77ZM153 80V79H152ZM157 80V79H156ZM155 80V81H156ZM210 80H211V78H210ZM215 80V79H214ZM216 80H217V78H216ZM215 80V81H216ZM159 81H163V80H159ZM167 81V80H166ZM213 80H211L210 82H212ZM68 82V81H67ZM72 82V81H71ZM156 82H158V80L156 81ZM169 82H167V83H169ZM214 82V81H213ZM212 82V83H213ZM69 84H70V82H69ZM69 84L67 85V86H69ZM74 84V83H73ZM159 84H160V82H159ZM171 83H169V85H170ZM188 84H190V83H188ZM187 84V85H188ZM208 84V83H207ZM220 81H218V82H214V84L213 85H215V87L213 86L212 87V89L213 88H216V87H219L220 86ZM75 85V86H76ZM209 85L211 86V83H209ZM221 85H223V84H221ZM72 86H74V85H72ZM165 86V80H164V84H163V87ZM185 86V85H184ZM159 86H157V88H158ZM166 87H167V84H166ZM183 87V86H182ZM185 87H188L189 89H188V93L190 94V96H192V95H194V93H193V91H194V89H193V85H192V87H189V86H185ZM184 87V88H185ZM204 87H207V85L206 86H204ZM161 88H162V86H161ZM219 88H221V87H219ZM2 89V88H1ZM162 89H164V88H162ZM170 90H171V88H169ZM183 89V88H182ZM185 89H187V88H185ZM169 90V91H170ZM171 90V91H172ZM214 90V89H213ZM216 90V89H215ZM222 90V89H221ZM158 91H160V89L158 88ZM170 91V92H171ZM181 91H184V90H180V92ZM220 90H218V92H219ZM163 91H161L160 93H162ZM222 92V91H221ZM106 93V92H105ZM167 93H168V91H167ZM174 93H177V92H174ZM174 93H172V94H170V93H168V94H170V97L168 98L167 97V99L169 100L170 98H171V95H176V94H174ZM238 92H236V94H237ZM67 94V93H66ZM111 94V93H110ZM185 94H187V93H185ZM185 94H183L182 93V95H185ZM220 94V93H219ZM235 94V95H236ZM9 95V96H8ZM112 95V94H111ZM111 95H109L108 93L107 94H104V96L101 98V100L100 101H98V102H96L95 103V105H92V106H87V108H86V111L87 112H85V114H88V115H90V117L93 115H96L95 113H97V115L98 114H100L99 116H101L102 115V117L105 115V119H103V120H107V118H109L108 116H109V114H111L112 112H109V111H107V112H109V113H107V114H105L106 113V110L108 109L107 107H112V108H115L116 107V105L118 104V100L117 99H119V98H116V102H117V104H115V106H114V100H113V98L111 97ZM160 95H162V94H160ZM209 95V94H208ZM221 95H223V94H221ZM220 95V96H221ZM114 96V95H113ZM179 96H180V93H179ZM187 96V95H186ZM205 96V98L207 97L206 95H204ZM210 96V95H209ZM237 96V95H236ZM235 96V97H236ZM117 97V96H116ZM193 97V96H192ZM191 97V98H192ZM199 97H201V96H199ZM173 98V97H172ZM174 98H175V96H174ZM182 98V97H181ZM193 98H195V97H193ZM209 98V97H208ZM237 98V97H236ZM100 99V98H99ZM115 99V98H114ZM212 99V98H211ZM210 99V100H211ZM6 100H8L7 98H6ZM5 100V101H6ZM165 100V99H164ZM178 100V99H177ZM196 101H194V102H192L189 106L188 105H186V106H188V108H187V110H183L184 112H185V114L186 115H184V114H182V115H184V119H183V122L186 120L187 122H188V125H189V129H188V131L185 129V128H187V126H185L186 125V122H185V125H181V126H184L185 128H183V127H180L181 129H183V130H186V132L187 133H189L190 135L191 134H193V131H194V129H196V130H198L197 128H200V127H203V126H206L205 128H211V126L209 125H203V123L202 122H200L199 120H198V118H197V114H195V113H197V112H194V111H197V109H198V105L199 104H201L202 103V101L200 102V100L198 99V98H196L195 99ZM204 100V99H203ZM208 100V102H209V104L213 101V99L211 100V102L209 101V99H207ZM206 100V101H207ZM222 100V99H221ZM172 102V104H173V101L172 100H169L168 101V104H169V102ZM174 101H176L175 99H174ZM193 101V100H192ZM167 102V101H166ZM183 102V101H182ZM220 102V101H219ZM222 102V101H221ZM160 103H161V101L158 103L159 105H160ZM165 103V102H164ZM164 103H162V104H164ZM181 103V102H180ZM179 103V104H180ZM205 103V102H204ZM255 103V102H254ZM150 104V106H151V102L149 103ZM149 104L147 105L148 106V108H150L149 107ZM166 104V103H165ZM164 104V105H165ZM182 105H183V103H181ZM206 104V103H205ZM205 104H203L204 106H205ZM208 104V103H207ZM207 104H206V106H207ZM119 105H120V103H119ZM155 105V104H154ZM158 105V106H159ZM170 105H171V103H170ZM202 105V106H203ZM48 106H51V105H48ZM78 106V105H77ZM118 106V105H117ZM153 106V105H152ZM161 106V105H160ZM163 106V105H162ZM167 106V105H166ZM175 106H176V104H175ZM175 106H172V107H174V108H176V107H178V105L175 107ZM180 106V105H179ZM184 106V105H183ZM185 106V107H186ZM205 106V107H206ZM211 106H212V104H211ZM210 105H209V107H211ZM53 107V106H52ZM154 107V106H153ZM156 107V106H155ZM155 107H154V109H155ZM168 107H171V106H169L168 105ZM171 107V108H172ZM60 108V107H59ZM75 108V107H74ZM107 108V109H106ZM109 108V109H110ZM160 107H158V109H159ZM166 108V107H165ZM164 108V109H165ZM170 108V109H171ZM173 108V109H174ZM201 108V107H200ZM25 109V108H24ZM77 109H78V107H77ZM118 109V108H117ZM152 109V108H151ZM158 109H156L155 111H158ZM163 109V108H162ZM161 109V110H162ZM164 109H163V111H164ZM170 109H166L167 111H169ZM177 110H178V108H176ZM47 110H49V109H47ZM53 110V109H52ZM58 110V109H57ZM74 110V109H73ZM160 110V112L162 113V111ZM165 110V111H166ZM8 111V110H7ZM10 111V110H9ZM44 111V110H43ZM55 111V110H54ZM58 111H61L60 109L58 110ZM77 110L75 109V112L74 113H77L78 114V116H82V115H79V113H81L82 114V112L80 111H78V112H76ZM115 111V110H114ZM117 111V110H116ZM121 111V110H120ZM144 111V110H143ZM167 111L166 112H164V114L165 113H167ZM173 112H172V114L173 113H175V114H178V112H176V110H175V112H174V110H172ZM179 111V110H178ZM181 111V110H180ZM46 112V111H45ZM72 112V113H73ZM95 112V113H94ZM170 113H171V111H169ZM168 112V113H169ZM44 113V112H43ZM58 113V112H57ZM73 113V114H74ZM118 113V112H117ZM121 113H124L123 111L121 112ZM144 113H147L146 112V110H145V112ZM143 112L141 113V115H143L144 114ZM148 113H149V111H148ZM156 113H158V112H156ZM156 113H154V112H152V110H151V114L149 115L150 117L149 118H151L150 119V121L151 120H155L156 118H155V115H156ZM170 113L168 114V115H170ZM194 113V114H193ZM77 114H75L74 115V118H77V117H75ZM85 114H83V116L85 115ZM114 114V113H113ZM112 114V115H113ZM164 114H160L159 116H160V119H161V117L164 115ZM171 114V115H172ZM71 115V114H70ZM117 115V114H116ZM116 115H114V120H115V116ZM136 115H138V117L140 118V115L139 114H136ZM148 114H146V116H147ZM158 115V114H157ZM167 114H166V116H168ZM73 116V115H72ZM82 116V117H83ZM92 116V117H93ZM118 116V115H117ZM123 116V115H122ZM125 117L126 116H128L126 113H125V115H124ZM165 116V117H166ZM173 116V115H172ZM171 116V117H172ZM179 116V115H178ZM14 117H16V116H14ZM13 117V118H14ZM62 117V116H61ZM60 117V118H61ZM82 117H81V119H82ZM131 117V116H130ZM129 117V118H130ZM145 117V116H144ZM144 117H142L141 118V120L142 119H145ZM171 117H166L167 119L168 118H171ZM173 117H175V116H173ZM172 117V118H173ZM11 118V117H10ZM18 118V117H17ZM71 118H73V117H71ZM73 118V119H74ZM84 118V117H83ZM86 118H87V116H86ZM97 118H98V116H97ZM100 118V117H99ZM113 118V117H112ZM111 118V119H112ZM123 118V117H122ZM147 118V117H146ZM149 118H147L148 119V122H150L149 121ZM164 118V117H163ZM180 118V117H179ZM181 118H183V116L181 117ZM180 118V119H181ZM16 119V118H15ZM63 119H65V118H63ZM66 119H69L70 120V118H66ZM73 119H71L70 121H74ZM79 119V118H78ZM91 119V118H90ZM117 120H118V118H116ZM119 119H121L120 117H119ZM125 119V118H124ZM126 119H128V118H126ZM135 119H137V117H135ZM158 119V118H157ZM232 119V118H231ZM237 119V118H236ZM235 119V120H236ZM17 120V119H16ZM44 120V119H43ZM84 120V119H83ZM83 120H81V121H83ZM98 120V119H97ZM101 120H102V118H101ZM113 120V119H112ZM129 120V119H128ZM131 120V119H130ZM129 120V121H130ZM139 120V119H138ZM140 120V121H141ZM166 120V119H165ZM169 121H170V119H168ZM176 120H178L177 118H176ZM174 121V122H176V124H177V121ZM64 121V120H63ZM75 121H76V119H75ZM78 121V120H77ZM76 121V122H77ZM100 121V120H99ZM111 121V120H110ZM132 121H133V119L131 120V122H129V123H127L125 120H123V122H126L127 124H130V123H132ZM135 121V120H134ZM134 121H133V123H134ZM159 121H161V120H159ZM158 121V122H159ZM163 121H164V119H163ZM171 121H172V119H171ZM179 121V120H178ZM182 121V120H181ZM232 121V120H231ZM237 121V120H236ZM41 122H42V120L40 121H38V123H40L41 124ZM43 122H45V121H43ZM42 122V126L44 127H42L41 125H40V127H42L43 129H44V131L46 130V131H48L49 132V130L48 129H45L47 126H44V123ZM51 122V121H50ZM61 122V121H60ZM69 122V121H68ZM80 122V121H79ZM102 122H106V121H102ZM101 122V123H102ZM115 122V121H114ZM113 122V123H114ZM116 122H118V121H116ZM116 122L114 123V124H116ZM122 122V121H121ZM122 122V123H123ZM153 122V121H152ZM152 122H151V124H152ZM156 123V125H159L160 123H158L157 124V121H155ZM230 122V120H228V121H226V123H229ZM238 122V121H237ZM66 123H67V121H66ZM70 123V122H69ZM69 123L68 124H65L66 126L67 125H69ZM72 123V122H71ZM74 123V122H73ZM112 122H110V124H111ZM120 123V122H119ZM125 123V124H126ZM136 123H137V121H136ZM141 123V122H140ZM163 124H164V122H162ZM162 123H161V125H162ZM166 123V122H165ZM168 123H170L171 124V122H168ZM180 123V122H179ZM205 123V122H204ZM56 125H57V123H55ZM54 123L53 124H51V126H53V125H55ZM61 124V123H60ZM64 124L61 126L60 125V127L59 126H57L58 128H57V131L58 132H56L55 130L51 133V134H53L54 132H56L55 134H56V136L58 137V141L59 140H61V142H63L64 141V143L67 145V147H68V145H69V147L71 146V149L72 150H74L73 152H74V154H75V151L77 150V148H76V146H75V143H76V141L78 140V139H76L75 137V130L73 131V133H74V137H73V135L71 134V132L70 131H68V129H66V128H64ZM114 124H112L111 126H113ZM118 124V123H117ZM154 124V123H153ZM152 124V125H153ZM154 124V125H155ZM237 124V123H236ZM71 125V124H70ZM76 125V124H75ZM102 125L104 126V124L102 123ZM108 125H109V123H108ZM132 125V124H131ZM130 125V126H131ZM138 125V128L140 127V124H137ZM149 125H150V123H149ZM151 125V126H152ZM165 125V124H164ZM166 125H167V123H166ZM172 125V124H171ZM229 125V124H228ZM233 126H234V124H232ZM24 126V125H23ZM98 126V125H97ZM124 126V125H123ZM122 126V127H123ZM129 126V125H128ZM127 125H126V127H128ZM129 126V127H130ZM132 126H135V123L132 125ZM175 125H173V127H174ZM231 126V125H230ZM232 126V127H233ZM22 127V126H21ZM39 127V129L40 130H43L42 128H40ZM54 127V126H53ZM70 127V126H69ZM72 127V126H71ZM77 127V126H76ZM94 127V126H93ZM109 127V126H108ZM114 127H115V125H114ZM113 127V128H114ZM117 127H119V128H121V125L120 126H116L115 128H117ZM153 127H155V126H153ZM175 127H177V125L175 126ZM226 127V126H225ZM235 127H237V126H235ZM234 127V129H236ZM24 128V127H23ZM47 128H51V127H47ZM55 128H56V126H55ZM110 128V127H109ZM109 128H108V130H109ZM114 128V129H115ZM141 128V127H140ZM168 128V127H167ZM169 128H170V125H169ZM168 128V129H169ZM172 128V127H171ZM207 128V129H208ZM53 129V128H52ZM72 129V128H71ZM73 129H75L74 128V125H73ZM72 129V130H73ZM97 129H99L98 127H97ZM103 129V128H102ZM102 129H101V125H100V134L102 135V133L104 132V131H102ZM106 129H107V127H106ZM112 129V128H111ZM114 129H112V131L114 130ZM122 129V128H121ZM120 129V130H121ZM134 129H136V131L135 132H133V133H135V134H133V135H131V137L133 136V137H135V135H136V132L138 133L140 130H138L137 129V126H136V128H134ZM166 129V128H165ZM167 129V130H168ZM174 129V128H173ZM176 129V128H175ZM178 129V128H177ZM176 129V130H177ZM212 129V128H211ZM228 129V128H227ZM231 129V128H230ZM233 129V130H234ZM95 130H96V128H95ZM107 130V131H108ZM117 130V129H116ZM123 130H124V128H123ZM122 130V131H123ZM126 130V129H125ZM127 130H128V128H127ZM138 130V131H137ZM171 130V129H170ZM169 130V131H170ZM195 130V132H197ZM209 130V129H208ZM215 129H213V131H214ZM219 130V129H218ZM52 131V130H51ZM50 131V132H51ZM98 132H99V130H97ZM97 131H95L96 133H97ZM107 131H106V133L105 134H108L110 131H108V133H107ZM117 131H119V129L117 130ZM115 132V133H113V137H115V139L111 136V137H109V135H107L109 138H113L114 140H118V139H121V138H119L121 135H124V137L125 136H127L126 134H120L119 132ZM129 131H130V129H129ZM143 131H145L144 129H143ZM143 131H141V133L143 132ZM169 131H168V133H169ZM179 131V130H178ZM181 131V130H180ZM209 131H211V130H209ZM216 131H217V129H216ZM216 131H215V133H216ZM41 132H43V131H41ZM174 132V131H173ZM183 131H181V133H182ZM185 132V131H184ZM194 132V133H195ZM127 133V132H126ZM132 133V132H131ZM140 133V132H139ZM140 133V134H141ZM164 133H165V131H164ZM167 132H166V135L168 134ZM172 133V132H171ZM171 133H170V136L169 137H171ZM175 133L177 134V132L175 131ZM180 133V132H179ZM178 133V134H179ZM217 133H218V131H217ZM220 133H221V129H220ZM43 135H46V134H44V132L42 133ZM99 134V133H98ZM97 134V135H98ZM104 134V135H105ZM112 134V133H111ZM110 134V135H111ZM120 134V135H119ZM128 134V133H127ZM189 134H188V140H189ZM219 134V133H218ZM54 135V134H53ZM78 135H80V134H78V132H77V136ZM94 136H95V134H93ZM96 135V136H97ZM104 135H102V136H104ZM115 135V136H114ZM169 135V134H168ZM173 133H172V137H173ZM222 135V134H221ZM33 136V135H32ZM55 136V135H54ZM81 136V135H80ZM91 136V135H90ZM107 136H104L105 138L107 137ZM136 136H138V135H136ZM140 136V135H139ZM175 136V135H174ZM181 136V135H180ZM183 136V135H182ZM187 136V134L185 135V137ZM193 136H194V134H193ZM196 136V135H195ZM219 136V135H218ZM56 137V138H57ZM85 137V136H84ZM93 137V136H92ZM99 137V136H98ZM104 137L102 138V139H104ZM107 137V138H108ZM117 137V138H116ZM122 137V136H121ZM132 137V138H133ZM169 137H168V139H169ZM176 137V136H175ZM174 137V138H175ZM197 137V136H196ZM43 138H45V137H43ZM46 138H48V139H50L51 137H49V135H48V137L46 136ZM82 138V137H81ZM96 138V137H95ZM127 138H128V136H127ZM180 139H181V137H179ZM183 138H184V136H183ZM182 138V139H183ZM187 138H185V139H187ZM194 137H192V139L190 138V140H192L191 142L189 141V143L188 144H186L185 146H184V141H185V139H184V141L183 140H176V139H174V140H176L177 142H175L174 141V143H179V141H180V144H181V141H183L182 142V144H183V148H181V149H183L184 150V153L182 154V156L180 155V153H178L179 155H180V157H186L187 158V160L189 161L188 163H190V165L188 166V167H190L191 165H198V167H199V165H203V163H204V165H205V162L207 163L208 161V159H209V157H211V156H215V155H217L218 153H219V147H222L223 146V141H222V143H220V142H218L217 144H218V146H216L215 144V142H213V143H215V144H209V146L208 147H204L203 146V144H201V142L200 141H195L194 139H193ZM35 139V138H34ZM37 139V138H36ZM86 139V138H85ZM87 139H88V136H87ZM89 139H91V138H89ZM98 139V138H97ZM100 139V138H99ZM123 139V138H122ZM124 139H126V138H124ZM133 139H135V138H133ZM167 139V138H166ZM167 139V140H168ZM173 139V138H172ZM196 139V138H195ZM80 140V139H79ZM93 139H91V141H92ZM96 140V139H95ZM101 140V139H100ZM104 140H106V139H104ZM104 140H101L102 142H106V141H104ZM108 140V139H107ZM115 141V142H118V141ZM136 140H137V138H136ZM169 140H171V139H169ZM188 140H187V142H188ZM198 140V139H197ZM49 141V140H48ZM55 141H57V140H55ZM57 141V142H58ZM86 141V140H85ZM88 141H90V140H88ZM90 141V142H91ZM98 141V140H97ZM113 141V140H112ZM112 141H111V143H112ZM135 141V140H134ZM160 141V140H159ZM163 141V140H162ZM161 141V142H162ZM173 141V140H172ZM38 142H39V140H38ZM61 142H58L57 143V145H56V147L58 146V145H60L59 143H61ZM90 142H87V143H89L88 145H90ZM123 142V141H122ZM128 142V141H127ZM139 142L140 141H137V144L138 145H136V146H139ZM161 142H160V145H161ZM165 143L167 142V141H164ZM169 142V141H168ZM187 142H185V143H187ZM225 142V141H224ZM1 143H3V144H1ZM42 142H40V144H41ZM77 143H78V141H77ZM83 143V142H82ZM92 143H93V141H92ZM97 143V142H96ZM100 143V142H99ZM98 143V144H99ZM110 143V142H109ZM124 143V142H123ZM129 143H130V141H129ZM173 143V142H172ZM173 143V144H174ZM219 143H220V146H219ZM47 144V143H46ZM46 144H42V146L43 145H46ZM49 144V143H48ZM63 144V143H62ZM61 144V145H62ZM86 144V143H85ZM85 144H83V145H85ZM97 144V145H98ZM101 144V143H100ZM120 144V143H119ZM127 143H126V141H125V145H126ZM141 144V143H140ZM173 144H171V142L168 144V145H170V147L171 146H174ZM175 144V145H176ZM181 144V145H182ZM222 144V145H221ZM225 144V143H224ZM50 145V147L52 146L51 144H49ZM64 145V144H63ZM62 145V147H61V149L63 148H65L66 147V145H65V147ZM73 145L75 146V148H76V150H75V148L73 147ZM78 145V144H77ZM83 145H80V146H83ZM96 145V146H97ZM123 145V144H122ZM132 145V144H131ZM157 146L156 147H158L157 149H160V147L161 148H163V150H164V146L162 147V146H160L159 145V143H157L156 144ZM159 145V146H158ZM162 145H164L163 143H162ZM165 145H167V143L165 144ZM177 145H179V144H177ZM181 145H179V147H177L176 146V149L178 148L179 150H180V146ZM119 145L117 144V147H118ZM141 146H145V145H141ZM151 146V145H150ZM211 146H213L212 147V149H211ZM40 147V146H39ZM53 147H55V145L53 146ZM55 147V148H56ZM60 147V146H59ZM92 147H93V145H92ZM91 147V148H92ZM102 147V146H101ZM109 147V146H108ZM129 147L131 148V146H130V144H129ZM175 147V146H174ZM219 149H218V148ZM42 148V147H41ZM55 148H53V149H55ZM58 148V147H57ZM96 149H98L99 147H95ZM121 148H123V147H121ZM125 148V147H124ZM124 148H123V150H124ZM127 148H128V146H127ZM126 148V149H127ZM137 148V147H136ZM143 148V151H144V149H146L147 150V148H145V147H142ZM169 148V147H168ZM5 149V150H6ZM42 149H44V148H42ZM60 149V150H61ZM71 149H69V152H71L70 150ZM86 149H88V147H87V145H86ZM100 149V148H99ZM139 149L141 150V147H139ZM139 149H138V151H139ZM149 149H152L151 147L150 148H148V150ZM176 149H174L175 151H176ZM56 150V149H55ZM65 150H66V148H65ZM68 150V149H67ZM79 150V149H78ZM77 150V151H78ZM89 150V149H88ZM113 150V151H112ZM128 150H129V148H128ZM128 150H127V152L125 151V154L123 153V155H122V157H124V159H121V160H125V158H127L128 157ZM136 150V149H135ZM145 150V151H146ZM147 150V151H148ZM165 150H166V148H165ZM169 150V149H168ZM171 150V149H170ZM173 147H172V153H173ZM178 150V151H179ZM76 151V152H77ZM97 151V150H96ZM121 151H122V149H121ZM132 151H133V149H132ZM142 151V150H141ZM145 151H144V154H143V152H141L143 155H148V154H145ZM155 151V150H154ZM158 150H156V152H157ZM167 151V150H166ZM174 151V152H175ZM5 152V151H4ZM38 152L39 153H41L40 155H41V157L38 155ZM55 152V151H54ZM73 152H71V153H73ZM83 152V151H82ZM120 152V151H119ZM135 152H137V151H135ZM160 152V154H161V151H159ZM158 152V153H159ZM165 152V151H164ZM170 152V151H169ZM177 152V151H176ZM175 152V153H176ZM2 152H0V154H1ZM49 153V152H48ZM47 153V154H48ZM53 153V152H52ZM62 153V152H61ZM84 153V152H83ZM83 153H81V154H79L80 156L83 154ZM126 153H128V154H126ZM130 153H131V149H130ZM138 153V152H137ZM136 153V154H137ZM147 153V152H146ZM153 153V152H152ZM174 153V154H175ZM6 154V153H5ZM44 154V153H43ZM51 154V153H50ZM67 154V153H66ZM77 154H78V152H77ZM77 154H76V156H77ZM114 154V153H113ZM122 154V153H121ZM133 154H135V153H133ZM132 154V155H133ZM135 154V155H136ZM150 154H151V152H150ZM155 154H157V153H154V155H152V156H150V157H155ZM166 154V153H165ZM165 154H163L164 156H166V157H164L165 159H167V161L165 160V159H163L164 161H166V162H168L169 160H168V155H165ZM168 154V153H167ZM171 154V153H170ZM174 154H172V155H170L171 157L174 155ZM178 154H177V156H178ZM8 155V156H9ZM46 154H44V156H45ZM69 155H72V154H69ZM78 155V157L80 158H77V160L79 159V160H82V156L80 157ZM124 155H127V157H125ZM131 155V154H130ZM176 155V154H175ZM175 155H174V157H175ZM51 156V155H50ZM65 157H66V155H64ZM74 156V155H73ZM114 156H116V157H114ZM118 156H120V153H118ZM139 156H140V154H139ZM139 156H137V158L139 157ZM142 156V155H141ZM159 157V155H156V157ZM85 157V156H84ZM135 157V156H134ZM143 157V156H142ZM147 158H148V156H146ZM146 157H144V158H146ZM149 157V158H150ZM171 157H169L170 159H172ZM7 158V157H6ZM10 158V157H9ZM64 158V157H63ZM67 158L68 157H66L65 159H66V161H67ZM76 158V157H75ZM87 158V157H86ZM132 158V157H131ZM131 158L129 157V159H130V161H131ZM137 158H134L133 160L135 161V163H136V161H138L140 158H138V160H137ZM161 157H159V159H160ZM163 158V157H162ZM175 158H177V157H175ZM57 159V160H56ZM70 159V158H69ZM74 159V158H73ZM128 159V158H127ZM128 159V160H129ZM155 159V158H154ZM158 159V158H157ZM157 159H156V161L155 160H151V158L149 159V162L148 163H150L151 161H155V162H157ZM184 159V158H183ZM182 159V160H183ZM72 160V158L70 159V161ZM77 160H76V162H77ZM84 160V159H83ZM127 160V161H128ZM146 160H148V159H146ZM146 160L145 161H142V162H138V164L140 163V165H141V163H146V165L147 166H150L151 167V169H152V165L154 164V167H155V163H150V164H152V165H148V163L146 162ZM175 160L176 159H174V163H176L175 162ZM178 160V159H177ZM176 160V161H177ZM180 160H181V158H180ZM179 160V161H180ZM8 161V160H7ZM7 161H5V162H7ZM60 161H62V160H60ZM63 161H64V159H63ZM69 161V160H68ZM88 161V160H87ZM173 161V160H172ZM84 163L86 162V160H84L83 161ZM122 162V161H121ZM125 162H126V160H125ZM160 162V161H159ZM163 161H161V163H162ZM163 163L164 164V166L167 164V163ZM186 162V161H185ZM11 163V162H10ZM60 163V162H59ZM78 163V162H77ZM80 164H81V161L79 162ZM130 163V162H129ZM132 163V162H131ZM135 163H133V164H135ZM83 164V163H82ZM81 164V165H82ZM86 164L87 163H85V167H86ZM127 164V163H126ZM132 164V165H133ZM163 164H161V165H163ZM208 164H209V162H208ZM59 165V164H58ZM62 165V164H61ZM61 165L59 166L60 168H61ZM82 165V166H83ZM88 165V166H89ZM137 165V164H136ZM143 165V164H142ZM142 165L140 166V168H139V166H138V168H139V170L141 169V167H142ZM157 165H158V163H157ZM156 165V166H157ZM54 166V167H53ZM94 166V167H95ZM111 166V165H110ZM133 166H135V165H133ZM144 166H145V164H144ZM164 166H159V168H163ZM166 166H168V165H166ZM165 166V167H166ZM171 166V165H170ZM174 166L176 167V164H174ZM173 165H172V167L173 168H175ZM193 166H191V167H193ZM9 167V166H8ZM81 167V166H80ZM84 167V169H81V170H84L85 172H86V168ZM164 167V168H165ZM171 167V168H172ZM190 167V168H191ZM63 168V167H62ZM78 168H79V166H78ZM89 168V167H88ZM87 168V169H88ZM97 168V169H98ZM114 168V167H113ZM117 168V169H116ZM132 168V170H133V167H131ZM142 168H144V167H142ZM146 168V171L145 172H147V171H149L150 170V168L149 169H147V167H145ZM145 168L143 169V170H145ZM158 168V167H157ZM158 168V169H159ZM168 168H170V167H168ZM177 168V167H176ZM195 168V167H194ZM9 169V168H8ZM11 169V168H10ZM14 169V168H13ZM59 169V168H58ZM89 169H91V168H89ZM89 169H88V171H89ZM97 169H96V171H97ZM112 169V168H111ZM207 169V168H206ZM4 170H7V168H4ZM57 170V169H56ZM95 170V169H94ZM102 170V169H101ZM132 170H131V172H132ZM135 170H137V169H135ZM135 170H133L134 172H136ZM155 171H157L156 169H154ZM83 171V174L82 175H84L85 174V172ZM91 171H92V169H91ZM95 171V172H96ZM142 171V170H141ZM206 171V170H205ZM1 172V171H0ZM81 173H82V171H80ZM79 172V173H80ZM94 172V171H93ZM93 172H91V174H94ZM112 172H114L113 170H112ZM138 172V171H137ZM135 173V174H138V173ZM140 172V171H139ZM143 172V171H142ZM144 172V173H145ZM149 172H151V171H149ZM4 173H6V172H2V173H0V174H4ZM16 173V172H15ZM80 173V174H81ZM88 172H86V174H87ZM105 173H108V174H105ZM128 173V172H127ZM154 173V172H153ZM7 174V173H6ZM6 174H5V176H6ZM60 174V173H59ZM69 174H71L70 172H69ZM77 174V173H76ZM88 174H90V172L88 173ZM90 174V177L92 176ZM96 174V173H95ZM115 174V173H114ZM129 174V173H128ZM150 174V173H149ZM61 175V174H60ZM59 175V176H60ZM107 175H110L109 177H107ZM134 175V174H133ZM142 176H140V178L142 177V178H144L143 177V173L141 174ZM146 173H145V177H146ZM151 175V174H150ZM149 175V176H150ZM152 175H155V173L154 174H152ZM4 176V175H3ZM79 176V175H78ZM116 176H118V177H116ZM121 176V175H120ZM127 176V175H126ZM125 176V177H126ZM131 176H132V173H131ZM138 176H139V174H138ZM148 176V175H147ZM148 176V180H150V183L153 181L150 177ZM79 177H81V176H79ZM92 177H94V175L92 176ZM97 177V176H96ZM95 177V178H96ZM99 177V178H100ZM137 177V176H136ZM135 177V178H136ZM76 178V175L73 177V179H75ZM156 179H157V177H155ZM6 178H5V181L7 180ZM11 179H12V181H11ZM133 179H134V176H133ZM137 179L140 181V179H139V177H137ZM146 179V178H145ZM145 179H142V181L143 180H145ZM156 179H154V181L156 180ZM161 179H162V177H161ZM88 181L89 183L91 182V181ZM135 181H136V179H134ZM147 180V179H146ZM147 180V181H148ZM159 180V179H158ZM158 180H156V183H158ZM163 180H165V179H163ZM59 181H60V179H59ZM74 181V180H73ZM76 181V180H75ZM95 181V179H92V183ZM126 181V180H125ZM146 181V183H149V181L147 182ZM152 182V183H155V182ZM7 182V183H8ZM128 182V181H127ZM162 182V181H161ZM164 182V181H163ZM165 182H166V180H165ZM58 185H57V184ZM68 183V182H67ZM126 183V182H125ZM124 183V184H125ZM132 183H133V181H132ZM135 183V182H134ZM141 183H145V181L144 182H141ZM193 183H195V182H193ZM197 183V182H196ZM10 184V185H11ZM65 184H66V182H65ZM127 184V183H126ZM125 184V186H127ZM10 185H9V187H10ZM61 185V184H60ZM63 185V184H62ZM66 185H68V184H66ZM77 185V186H76ZM130 185V184H129ZM195 185V184H194ZM16 186V185H15ZM19 186V187H20ZM132 186V185H131ZM131 186H129L128 188H130ZM18 187V186H17ZM21 187L20 188H18V190L16 189V191H19V189H21ZM192 187H193V185H192ZM71 188V189H72ZM124 188H126V187H124ZM128 188H126V189H128ZM134 188V187H133ZM194 188V187H193ZM21 189V190H22ZM66 189H68V186L66 187ZM69 189H70V187H69ZM75 189V190H74ZM131 189V188H130ZM112 190V189H111ZM114 190V189H113ZM122 190V189H121ZM120 190V191H121ZM192 190V189H191ZM8 191H10V188L8 189ZM14 190H12V191H10L11 193L10 194H12V192H13ZM129 191V190H128ZM127 191V192H128ZM193 191V190H192ZM15 192V191H14ZM13 192V193H14ZM20 192H22V191H19V194L22 196L23 194H21ZM136 192V191H135ZM18 192H16V194H17ZM65 193H66V197L64 198V196H65ZM67 193H71L70 195H71V198L70 199H72V200H69V198L67 199V197H69L68 195H67ZM123 193V192H122ZM121 193V194H122ZM141 193V192H140ZM7 194H9V192H7ZM16 194H14V195H16ZM110 194H113L112 193V191L110 192ZM19 195V196H20ZM50 196L49 198H52V199H48V197H45V196ZM125 196L124 197H126V194H124ZM129 195V194H128ZM10 196V197H9ZM9 196H7L10 200H11V197H12V195H9ZM17 197V196H15V198L17 197V198H22V197ZM106 196H108V197H106ZM130 196V195H129ZM136 196H139L138 195V193H137V195ZM35 197H37V198H35ZM84 197H86V198H84ZM122 197H123V195H122ZM122 197H120V198H122ZM13 198H14V196H13ZM23 198V199H24ZM128 198V197H127ZM127 198H125V200L124 201H126V199ZM20 199H18V200H20ZM36 199V200H35ZM83 199H85V203L84 202H82V200ZM118 199V198H117ZM128 199H130V197L128 198ZM132 199V198H131ZM130 199V200H131ZM22 200V199H21ZM20 200V201H21ZM30 200V199H29ZM31 200H30V202H31ZM122 200V199H121ZM121 200H119V201H121ZM25 201H26V199H25ZM24 201V202H25ZM28 201V200H27ZM26 201V202H27ZM40 201V202H39ZM116 201V200H115ZM32 202H31V204L30 205H32ZM76 202H79V203H77V204H75ZM128 202H129V200H128ZM29 203V202H28ZM27 203V204H28ZM74 204V206L75 205H78V209H77V211H79V215L78 216H74V217H72L71 215H69L68 216V213L70 212L69 211V209H67V206L68 205H70V206H72ZM123 204V203H122ZM129 205V204H128ZM135 205V204H134ZM32 206V207H33ZM38 206L35 208L36 209V212L37 211H39L40 210V208H38ZM130 206V205H129ZM137 206V205H136ZM135 206V207H136ZM192 205H190L189 207H191ZM26 207V206H25ZM31 207V208H32ZM76 207V206H75ZM121 207V206H120ZM128 207V206H127ZM127 207H125V209L127 208ZM134 207V208H135ZM193 207H194V205H193ZM192 207V208H193ZM197 206H195L194 208H193V210H195V208H196ZM27 208H29V207H27ZM71 208V207H70ZM74 208V207H73ZM73 208H72V213L73 212H76V210H74L73 211ZM122 208V207H121ZM123 208H124V206H123ZM132 208L133 210V212L131 211V214L128 216V218L129 217H133V219H132V217L130 218V219H127L126 217H127V212H128V214H129V212H130V210L129 211H127V212H125L126 210L124 209L123 210V212H125V215H126V217L125 216H121L120 217V222L122 223L123 221V223H122V225L125 223H129L128 224V226L130 225V224H132V226L134 225V224H144V226L143 227H148V225H150V224H153V223H156L158 220H160L161 222L162 221H169L170 222V220H171V222H172V220L173 219H177L178 220V217H181V216H178L177 214L175 215V213H174V215H173V213L172 212H168V215H165L166 213H164V215L161 213V212H159L158 211V213H157V210H160V209H162L163 207H160V209H156V216H155V213L153 214L154 215V217H157V215L159 214V213H161V216H160V214H159V217L158 218H151V216H153L152 214H150V213H147V214H150V215H148V216H150V217H147L146 216V213H143V215L144 216H146V218L144 217V216H142L141 215V212H139V211H137L136 212V214L137 215H139V216H142V217H138L137 215L134 217L133 215H135L134 214V212H135V209L137 208ZM141 208V207H140ZM148 208V210L150 209L149 207H147ZM30 209V208H29ZM35 209L34 210H31V211H35ZM75 209V208H74ZM139 209V208H138ZM137 209V210H138ZM208 208H205L204 210H199V208H198V210L196 209L195 210V212H193V210H191V208H190V210L192 211L191 213H190V211H189V213L187 212V211H185V215H187L188 217L186 218L187 220H188V218L190 217L189 215H192V217L193 216H197V217H203L202 219H204V218H208V217H213V218H216V219H218V220H221L222 222H224V221H227V222H231V223H233V225H234V223L237 221L236 219H235V217H234V219L232 218L234 215H231V214H225V212L224 213H221V212H219V211H217L216 209L214 210V209H209V210H207ZM71 210V209H70ZM120 210V209H119ZM118 210V211H119ZM144 210H147L146 208L144 209ZM189 210V209H188ZM121 211L122 210H120L119 212H120V214H121ZM164 211V210H163ZM31 213L30 212V210H29V213H31V215H34V213ZM36 212H35V215H37L36 214ZM40 212V211H39ZM39 212H37L38 213V215H39ZM86 212L87 213H89L90 215L91 214H93L94 215V218H95V213H97V217H98V214H99V217L98 218H100V219H98L97 220V218L96 219H93V221H91V217H90V220L88 219V218H83V213L84 214H86ZM139 212V213H138ZM143 212V211H142ZM71 213V214H72ZM116 213V212H115ZM133 213V214H132ZM170 213V214H169ZM172 213V214H171ZM187 213V214H186ZM41 214V213H40ZM70 214V213H69ZM30 215V214H29ZM87 215V214H86ZM90 215H88V216H90ZM182 215V214H181ZM184 215V217H181V219H185V216ZM231 215V216H230ZM183 216V215H182ZM29 217H34L35 219L36 218H38V216L37 217H35V216H29ZM40 217H41V215H40ZM87 217V216H86ZM146 219H144V218ZM192 217H190V218H192ZM196 217V218H197ZM31 218H29V220L31 219ZM118 218V217H117ZM149 218V219H148ZM151 218V219H150ZM189 218V219H190ZM194 218V217H193ZM35 219H31V221H29V223L31 224V222L32 221H34ZM48 220V222L49 221H51V220ZM113 219V220H112ZM180 219V218H179ZM180 219V220H181ZM183 219V220H184ZM195 219V218H194ZM201 219V218H200ZM96 220V221H95ZM117 220H119V218L117 219ZM116 220V221H117ZM182 220V221H183ZM197 220H199V219H197ZM205 221H206V219H204ZM209 220V219H208ZM210 220H212V219H210ZM236 220V221H235ZM241 220V219H240ZM239 220V221H240ZM56 221V222H57ZM159 221V222H160ZM175 221V220H174ZM173 221V222H174ZM179 221V220H178ZM177 221V222H178ZM195 221H196V219H195ZM203 221V220H202ZM216 221V220H215ZM238 221V222H239ZM37 222H40V225H42L41 224V220H39V221H37ZM55 222V223H56ZM168 222V223H169ZM209 221H207V223H208ZM226 222V225L228 224ZM238 222H237V224L235 223V225H237V227H238ZM243 221H241V222H239V224L240 223H242ZM36 223V222H35ZM35 223L33 224L34 225V227L35 226H38V225H35ZM50 223V222H49ZM48 223V224H49ZM51 223L53 224V221H51ZM51 223H50V225H51ZM54 223V224H55ZM59 223H58V225H59ZM115 223V222H114ZM117 223H119V222H116V224ZM165 223V222H164ZM176 223V222H175ZM205 223V222H204ZM206 223V224H207ZM211 223V222H210ZM217 223H219V222H217ZM229 224V225H232V224ZM39 224V223H38ZM51 225V226H56L57 227V223H56V225ZM120 224V223H119ZM124 224V225H125ZM157 224V223H156ZM156 224H153V225H156ZM160 224V223H159ZM166 224V223H165ZM170 224H172V223H170ZM174 224V223H173ZM225 224V223H224ZM223 224V225H224ZM246 224V223H245ZM40 225H39V227H40ZM107 225V224H106ZM139 225H135V226H139ZM140 225V226H141ZM152 225V226H153ZM225 225V226H226ZM228 225V226H229ZM31 227H32V224L30 225ZM45 226H47V225H45ZM59 226V227H60ZM105 226V225H104ZM111 226H113V224L111 225ZM164 226V225H163ZM167 226V225H166ZM224 226V227H225ZM241 226V225H240ZM243 226V225H242ZM239 227V229H243L244 230V226L243 227ZM246 226V225H245ZM50 227V226H49ZM56 227H54V228H56ZM109 227V226H108ZM113 227H115V225L113 226ZM117 227V226H116ZM162 227V226H161ZM168 227V226H167ZM171 227H172V225H171ZM213 227V226H212ZM212 227H210V228H212ZM231 227V226H230ZM38 228V227H37ZM64 228V229H65ZM109 228H111V227H109ZM109 228H108V230H109ZM150 228V227H149ZM232 228H234V226H232ZM249 228V226L246 228L245 227V229H248ZM58 229V228H57ZM56 229V230H57ZM63 229V228H62ZM63 229V230H64ZM112 229V228H111ZM207 229V228H206ZM238 229V228H237ZM237 229H235V230H237ZM252 229V228H251ZM52 231H53V228L51 229ZM55 230V229H54ZM89 230V231H88ZM105 230V229H104ZM250 230V229H249ZM258 230V229H257ZM72 231V232H73ZM83 231V232H82ZM97 231V230H96ZM95 231V232H96ZM248 231V230H247ZM94 231H92V233H93ZM94 232V233H95ZM81 233H78V234H81ZM170 233V232H169ZM169 233L167 234V235H169ZM172 233H173V231H172ZM84 234V233H83ZM2 235V234H1ZM172 235V234H171ZM169 237V236H168ZM3 239H5L6 241L8 240V239H6V237H2V240ZM2 240H0V242L2 241ZM4 241V240H3ZM5 241V242H6ZM1 245V244H0ZM6 245V244H5ZM5 245H2L3 247H5ZM8 245H10V243L8 244ZM2 246H0L1 248H2ZM12 246V245H11ZM10 246V247H11ZM14 247V245L12 246V248ZM16 247V246H15ZM7 248V247H6ZM19 248V247H18ZM5 249V248H4ZM9 249V248H8ZM20 249H22V248H20ZM167 249V248H166ZM165 249V250H166ZM14 250V249H13ZM165 250H164V253H165ZM15 251H20V250H18V249H16L15 248ZM168 251V250H167ZM169 251H170V249H169ZM21 252V251H20ZM20 252H18V253H20ZM171 252H173V251H171ZM23 252H21V254H22ZM17 254V253H16ZM15 254V255H16ZM168 254V253H167ZM172 253H169V255H171ZM22 256L23 255H21V259H22ZM18 257H20V256H18ZM27 257V256H26ZM26 257H24V259H27ZM29 258H31V257H29ZM28 258V259H29ZM18 259V258H17ZM20 259V258H19ZM20 259V260H21ZM23 259V260H24ZM19 260V261H20ZM22 260V261H23ZM31 260H32V258H31ZM30 259H29V261L30 262H32ZM29 261L28 262H26V263H29ZM19 263V262H18ZM32 263H34V262H32ZM31 263V264H32ZM36 264V263H35Z\"/></svg>", "mask_w": 264, "mask_h": 264}]
</instances>
